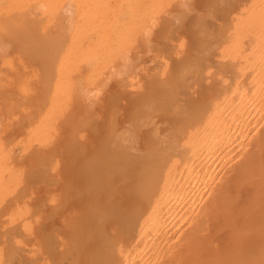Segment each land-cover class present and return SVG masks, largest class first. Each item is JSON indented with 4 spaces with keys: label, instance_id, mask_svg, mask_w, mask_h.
Here are the masks:
<instances>
[{
    "label": "bare ground",
    "instance_id": "bare-ground-1",
    "mask_svg": "<svg viewBox=\"0 0 264 264\" xmlns=\"http://www.w3.org/2000/svg\"><path fill=\"white\" fill-rule=\"evenodd\" d=\"M168 1H170V0H0V56H2V57H0V59H5V58L8 59L9 56L11 58V54L9 52L8 53L10 55L8 54L9 56L8 55L5 56V54H7L6 50H10V48H12L11 50L13 52L14 51L18 52V50L20 48L22 50H19L20 54L17 57V59L20 58L21 55L23 56V55L27 54L25 56L26 57L28 56L32 60L31 59L30 60L27 59L28 57L27 58L24 57V58H25V60L27 59V61H29V62L32 61L31 63L28 62L30 65L31 64L32 65L35 64L36 61H37V63H40L41 61L44 60L46 62L45 63L43 61L44 64H46V66H49V65H47L48 61H46V59L52 61V62H50L51 63V65L49 66L50 69H48L47 67H43V66H45L43 63H42V66H40V68L34 69V71L35 70H40L41 71L43 69L45 72L48 69L49 71L47 70V72H51V74L50 73H45L47 75V76L45 75V78L49 77V75H50V78L49 79L47 78L48 79V83L47 82L45 83V81L44 82L42 81V80H47V79H44V77L41 80L43 82V84L44 83H45V85L47 84L46 87H41L42 91L43 92H44V90L46 91V88H47V91H46V93H44V95L46 94L45 96H43V92L41 91L42 92L41 96H42V98L43 97L44 98H43V100L40 103V106L38 108V112L36 111L37 115L34 114L36 117L34 116L33 119L31 118V120H30V118H28V117H30V115H29L30 112L28 113V111H30V110H28L30 107H28V109L26 108L28 111L26 110L25 113H24V109H25V106L27 105V103H25L26 105L25 104L22 105L26 101L30 104V101H29L30 100L29 99L30 96H28L29 98L25 99L26 101L23 99L25 97V95H27V92H28V91H26V89L28 88L27 86L31 84V83H29V84L27 83V82H29L30 78L29 79H24V80L22 79L23 75L26 74L25 69L27 70V68H29L28 64H26V62H24L26 64L25 66H27V68L25 67V69H24L25 72L24 73L19 74L21 78L20 79L17 78V79H19V81L21 80L20 82H22V80L24 81V83L23 82L22 83H18L17 82L20 85V88H18L19 90L17 89L19 91V93L20 92H22V93L26 92V94L23 93L24 97L21 98V94L22 93H20V94L17 93V90L15 91V93L12 92V91H14V89L11 91L12 92L11 94L10 93L8 94V92H10L9 89H7L8 91L5 89L7 93L3 92L4 88L2 89V87L5 84L2 85L4 81L0 80L1 81L0 84L2 85V86L0 85V90H1L0 91V96L6 95V96H2V98H5V100H6V97H7V101H8V99L10 101V102H7V101L2 99L3 102H4L3 103L4 104V110H7V112L4 111L3 113L4 114L7 113L6 114V118L7 119L5 120V118L4 119L2 118L0 120V123H2L1 121L7 122V126L9 128L11 126V128H12L13 125H11V124L14 122V119H16L18 117L13 118V121H12L11 118H10V117H13V116H10L11 113L14 114L16 112V114H17V111L19 110L18 111L19 113L16 116L20 115V117H21V114H22L21 112H23L24 117H25V114H27V113L29 115L27 117L28 121H29V124L27 126L28 128H26V132H25L24 138L20 142L16 140L17 144L15 142H13V141H15V139H14L15 137H13L14 140L11 139V138H8V140H7L5 137H3V136H7L6 132L9 133V136H10V133H11L10 131H8V129H9L8 127L7 128L5 127L7 130H5V128H3V125L6 126V123L5 124L3 123V124L0 125V127L5 130V132H3L4 130L0 129V134H1L0 138L2 137V141L0 140V203L1 204L4 201V198H6L7 195L12 193L11 191L15 187H17L16 185L18 184L19 179H20L19 178L20 177L19 176L20 175L19 174V170H20L19 167L21 166L20 163H19V167L17 168L19 170L15 169L14 166H15L16 163L14 162L13 167H11V165L13 164V160L11 162L9 158H11V155H16V154L9 153L10 151L12 152L13 149L11 148L12 150L11 149L9 150L8 148H10V146L7 147L8 145L5 146V145L2 144V142L5 141L6 144L7 143L9 144V143L12 142L13 145L15 144L16 146L18 145V142L22 143L23 145L21 144V146H23V148H20L18 150H20V151L22 150L23 153L26 152L25 149H28L27 147L31 148L32 146H35V145L38 147V149L36 147H33L34 148L33 150L36 151L35 153H37L36 154L37 156L31 157V158H33L35 160V158L40 155L38 157V159L39 158H41V159L40 160L36 159V160H38L39 163L35 160V163L37 165H39L38 168L36 169V164H34L35 167L30 165L31 168H30L29 165H28L29 168L26 165V167L28 168L27 172H29V169H30V171H32L31 169L34 167L33 168L34 172H32V173L30 172L31 175L33 174V176H30V174L27 173L26 171H25L26 173H24V171L22 172L20 170V172H22L25 175L24 176L21 173L23 178H24V180H27V181H25L26 184H29V185L25 186L24 182L21 184V181L23 180L22 176H21L22 180L20 179L21 181H20V184H18V185H23L22 188H25V190L24 189H22V190L24 192V191L30 190L29 189V188H31L30 184L31 185L32 184L33 185H35V184H43V181H46V179L48 178V176L45 173V170L47 169V165H48L47 162H49V161H46L48 159V158H46V157H48V154H45L46 153V149L42 150L43 148H46V147L41 148V146L44 145V143L46 141H47L46 143H48V141H50V144H51V140L53 139L52 137L54 136V133H55V127H53L52 124H55V126H56L57 124H59L61 122V121L58 122V120H60V117L61 118L64 117L65 113H63V112H65V111L64 110L62 111V109H64L65 106H66V103H65V101L67 102L66 99L71 98V100L69 99V102H67V105L69 106L70 104H72V102H70V101H74L75 99L79 98V97H77L78 94H79V96L81 95L83 97H84L85 94L87 95L88 92L85 93L84 90L86 88L88 89V87H90L89 84H88L89 86L87 85L86 81L82 80L83 78L80 79V77L77 76V73L79 72L78 70L80 68H82L81 65L83 64L82 65L83 67H85V65H86V71L85 72L88 71L87 72L88 74L90 73V75H91L92 72H95V73L92 74V75L95 74L93 76V78H91L90 75H87L86 78H85V76L83 74L84 80H88V83H89V80L97 79V80H94V81L98 82V79L100 80L101 79L100 77L105 75L103 73L108 71L107 70V71L103 72L102 73L103 75L101 76L100 75L101 74L100 71L104 70V69H101V68H104L103 66H106V64H107V66L111 65V67H113L112 66L113 61L114 62L117 61L119 55H120V57L122 56L121 54H119L121 52L120 50H119L120 52L118 53V49H122L124 47L122 49V51L125 49L124 52H123L124 54L122 53L123 54L122 57H124V58L121 57L119 60L120 61L124 60L125 62L127 61L126 65L128 64L127 66H129V67H126L123 61H122L123 62V64H122V62L120 63V61L118 60V64L119 65L121 64L120 65L121 67L119 65H117L116 62H115L116 64L113 63L114 66L117 65V66L120 67V68L118 67V69L116 67H113V69H115V70L117 69L116 73H118L120 70L124 69L123 70L124 74L120 75L121 74L120 72H122V71H120L118 75H120L121 77L116 76L117 74L115 72H113L115 70H113L112 68H111L112 70H110V67H108L109 68L108 72H110L109 74H111V76H112V72H113V76L111 78L114 77L115 79H117V80H115V82L117 81V84H119L120 86H122L121 84H123V83L126 84V85L123 84V86L125 85L123 88L121 87V89H123L122 90V92H123L125 87L127 86V83L124 80H120L121 82L123 81V83H120L119 79L120 78L123 79V75H125V73H127L126 71H128V73H129V70L133 69V67H134L133 64H135V68H136V66L138 67L137 63H135V62L139 61L137 59H136L137 61L136 60L134 61L131 58V56L129 55L130 52H131L130 46H128L129 49L127 50L126 47H125V46H127L126 43H130V42H128L129 38H131L130 36L131 35L134 36L135 34H137L135 32H137V30H139V29L140 30L144 29V31H146V29H147V33H148V31L151 32V30H148V28L150 29V27L154 26V27H152V29H155V27H156L155 25H157V23H159V22L156 21L157 19H154V18H157V16L155 17V15L157 14V12L161 11L160 8L163 7V5L165 7H166L167 4L171 5L170 3H167ZM172 1L173 0H171L170 2L175 4V2L177 3V1L180 2L182 0H176V1H173V2ZM186 1H187L186 3H188L189 0H186ZM213 1H212V4H213L212 7L210 5H208V6H210V7H208L209 9L213 8V6H214V10L211 9L210 11H219V10H221L222 12L219 11V13L221 12V13L226 14V15L223 14L225 16V19H226V20H224V17H223V21H225V22H227L229 24L230 21H227V19H228V16L230 17L231 15L228 14V12H229L228 10L226 11V6H223L224 4L221 1L222 6L219 9L220 4H215L214 5V3L215 2L219 3L220 1L216 0V1H214V3H213ZM233 1L235 2V0H233ZM113 2H114V4H113ZM246 2H248V4L246 6H245V4L242 5V4L238 3V4L242 5L245 8H244V10H242V9L240 10L241 13L239 15L237 14V13H239L238 12L239 10L237 11V13L235 12L237 17H234L235 19H234V21L231 24H229L230 25L229 27L226 24L227 25V29L224 28V27H226V25L223 24L222 20L221 21L219 20V23L222 22V24L224 26H221L222 24L220 25L218 23V21H217V24H219V26L216 24L217 27L216 26H214V27H216L218 31H219V27L222 30L225 29V30H223L221 32L217 31V33H219V35L217 34L218 36L214 33V31L216 29L215 28L214 29L210 28V27L213 26L212 23L213 22L216 23V21L213 20L212 23L211 22L209 23L212 26H208L209 20H208V22L206 20L207 19L206 17H208V16H209L208 18L211 19V17H213L212 15L215 16L212 19H216L217 13L212 12V14H211V13H209L210 11H208V9L207 10L204 9L205 11H208V13L205 12L204 15L203 14L200 15L201 16L200 18H199V16H197V19H198L197 22L200 23L201 20H199V19L204 17V19L203 18L202 19L205 20L206 25L204 23H202L203 20H202V22L200 24H203V26L205 25L206 27L204 26L205 27V28L203 27L204 29H202V28L199 29L200 26H202V25H200V26L198 25L199 26V28H198L199 30L198 29L196 30L197 27L195 26L196 27L195 28L196 32H198L200 30L205 31V32L200 31L199 34H198L199 36H201L200 34H202L201 39L198 37V39L201 40L200 41L201 43L197 46L198 48H201V49H199L200 51L198 50V52L199 53L202 52V55H200V54H198V56L196 55L197 58L199 57L198 59L196 57H195L196 59L194 57H192L195 60L190 58L191 59L190 61H188V62L185 61V62H187V66H186V64L184 62L185 65L182 64L183 67H178L175 70L178 73L177 78H176V75H175L176 74L175 71L173 72V73H175L174 74L175 76H173V77L176 78V80L179 79V82H182V84L179 85V84H177L178 82L173 81L174 80L173 78H172V80H171V78L170 79L168 78L169 81L171 80L170 83H168V84H171V82L173 81L174 83L176 82L175 84H177L178 87L180 86L181 88H184L186 86L185 89L188 90V91L186 90V92L189 94L190 93L189 92L190 91L189 87L192 86V88H193V86L195 84H196L195 86H197V87L200 84H206L207 83L206 80L208 81L212 77V80L211 79L210 80L213 81V82H211L209 80V84L211 85V83H213V86H211L209 88L208 87L209 84H206L204 86L202 85V87H200L201 85L198 87V89L202 88L201 89L202 91L206 88V90L209 92L208 95H210V98L207 100V102L203 101L205 103L201 102L200 103L201 105L195 106V105H193L194 104L193 103L194 102L193 101L194 97H193L192 98V101H193L192 104H190L191 102L187 101V102H189V103H187L188 104L187 105L185 102H186V100H190V99L188 98L189 97L188 94H187V97L184 96V95H186L185 89H183V90L178 89V87L175 84H173V85H175V87L167 89V87L165 88V86H163L166 83H163V85H161L162 83L160 84V82H162V81H160V78L157 77L159 79V81L157 80L159 85L163 86V87H161L162 91L159 90V92H161V94H162V92H164V93H166V91L168 92V93H166L167 95H165L163 93L165 96L162 94L165 98H163V96L161 94H158L159 100H158V97H157V99H155L156 96H155V98H154V96L153 97L151 96V99H149L151 103L149 102V100H147L148 102L146 101L150 105L149 104H144V109L143 110L141 109V108H143L141 106L140 109H139L141 111H138L139 113L137 112L136 113L137 115L135 114L136 118H135V116L133 114L134 122L130 121L132 123H129V126L126 125L127 127H129L127 130L124 127V129H123L124 133H123L122 130H121L122 132H120V131H118L116 129L117 127H114L116 125V121H114V117H113V120L112 119L109 120L110 122L114 121L112 123H114L115 125L111 123L112 126H110V129L114 128L115 131L112 129L111 131H112L113 135L109 134L108 138H110V136H112L111 140H113L115 137L120 138V136H118V135L124 134L123 136L121 135L122 136L121 138L124 137V139H125L126 137H128L130 139H128L127 141L125 140V142H124L123 139L118 140V138H117V140H115L116 139L115 138L114 142L112 141L113 144H111L110 142H108V141H111V140H109V139L107 140L105 138L106 141L103 140V142H101V143H104V144L105 143L108 144V146H105V147L103 146L104 148H107V150L104 149V153L103 152L102 153L105 154V152L108 151L109 153L106 152L105 156L108 155L109 157H108V159L102 160V159L99 158L100 156L101 157L103 156V154L101 153V155L99 154L98 157L95 156L98 159L93 158V159L97 160V162L96 161L92 162L94 160H92V161L90 160L91 162L87 160V163L89 164V165L86 164V166L89 167L87 174H89V173L92 174V176H90V175L89 176L91 178H93L94 180L91 181L90 177H89L90 179L86 178V180L90 181V183H89V181H86V184L88 183L87 184L88 185L87 189L90 186L89 190L86 193H88L89 191L92 190L91 186L98 187V185L96 184V183H98V180L95 179L96 177H99L98 175L103 174L102 176L99 177V178L102 177V180H105L104 178L108 179L110 177H112L111 178V180H112L114 177H119V176H120V179H121L122 175L125 176V171H126V174H127V172H128L127 170L131 169L134 172V174H132L133 172L131 173L132 175H134V176L131 175L132 176L131 179L134 178V180H135V182L133 181L134 186H135L134 194L136 193L135 194L137 196L136 199L137 200L139 199L138 201L140 203L145 204L146 208L144 207L145 209L141 211L142 206H140L141 209L139 207H137L138 210H133L132 214L129 217L121 215L122 213L120 214V216H118L121 219L120 222L117 225L118 229L116 228L117 231H118V233H117L118 234L117 235L118 238H116L114 240L113 239L111 240V237L109 238V237L106 236L105 239L107 241L105 239L102 240V242H104V243H102V248H99L98 250L96 249L94 251L96 253V255H94V256H97V258H98L97 253L98 254L102 253L101 254V260L99 259L100 260L99 264H166V263H173L174 261H177L179 258L181 259L182 257L183 258H188L187 255L189 253H190V255L192 253V255L189 256L190 260H189V258H188V260L185 259V262L187 260V261H190L191 264H192V262H191L192 261V259H191L192 256H193L192 258L194 260L193 263L195 262L196 264L197 263L198 264H264V174H263V172H264V168H263L264 167V162H263V159L260 160V158H259V156H261V158H262V155H263V152H264V0H246ZM246 2L244 1V3H246ZM182 3L184 4L185 2L182 1ZM182 3H180V4L178 3V4L180 6H182ZM186 3L184 4V6H186ZM210 3H211V0H210ZM236 3L237 2H235V5H233L234 7H236ZM65 4H66L67 8L70 11L68 9H66V11L63 9L64 7H66ZM218 5H219V7H217L216 10H215V7L218 6ZM184 6L181 7L183 11H184V9H183ZM187 6H189V5H187ZM167 7H169V6H167ZM190 7H192L191 3H190ZM61 8L65 11L64 13H63ZM119 8H120V11H119ZM121 8H124V9H121ZM188 8L189 7H187V9ZM222 8H224V9H222ZM187 9L185 10L186 13H187V11L189 12V9L188 10ZM227 9H228V7H227ZM164 10H166V9L164 8ZM194 10H196V9H194ZM235 10H237V9H235ZM61 13H63V15L66 17L65 18L66 20L64 19L65 21L62 19V18H64V16ZM161 13H162V11H161ZM182 13H179V15H181L180 18L184 17L182 15ZM199 13H201V12H199ZM235 13L233 14V16L235 15ZM65 14L69 15L68 18H67V16ZM183 14H185V12ZM187 14H185V15L187 16ZM206 14H211V16L210 15L206 16ZM227 14H228V16H227ZM162 15L168 16L167 13L166 14L163 13ZM179 15L175 16L174 18L178 19ZM219 15H221V14H218V16H217L218 19L219 18L222 19L221 16H219ZM159 16H161V14ZM159 16H158V18H159ZM153 19L156 22L155 24L152 23ZM170 19L172 20L171 17H170ZM184 19L186 20V17ZM177 21H179V19ZM65 22H67V23H65ZM149 22H151L150 24L151 25L153 24V25L150 26L148 24ZM59 24L61 25L60 27H59ZM147 24L149 26H147ZM55 25H58V27L60 29L56 28L57 29V33H53L52 34V32H50V29H52V27L55 26ZM170 25H171V23H170ZM58 29H59V32H58ZM207 29H208V32H210L211 29H212L211 32H212V34H215L214 35L215 37H213L212 34H210L211 32L210 33L206 32ZM140 30H139L138 34L136 35L138 37H139ZM169 30L172 31L173 28L171 27V29H169ZM33 31H35V33ZM53 31H54V29H53ZM161 31H163V30H161ZM166 31H168V30H166ZM224 31H226V33ZM168 32H169L170 35L174 34L173 32H170V31H168ZM204 33H205V35L207 33H208V35L210 34L208 37L212 36L213 39L212 38L210 39V41L212 42V45H216V44H218L217 42H221L220 45L219 44L217 45V49L215 48V46H211L210 47L204 42V40L207 37V36L204 35ZM221 33L224 34L223 35L224 37H222L223 40H220L221 39L220 38L219 39L220 41H219L217 37H219ZM144 34H146V33H144ZM144 34L143 33L141 34L142 37L144 36ZM150 34H152V32ZM150 34L148 35L149 41L151 39L150 38L151 37ZM138 37L136 38L137 41L135 40L136 42L134 41L133 38H131L130 40L133 39V41H131V43L135 42L134 44H137L139 42L138 41ZM37 38L38 39L40 38V40L43 38V39H46V41L43 40V42H42V40H41L40 41L41 43H40V42H38L39 41L38 40L37 41L38 43L36 42L37 43L36 44L34 41H36ZM139 38H141V37H139ZM146 38H147V35H146ZM216 38H217V40H216ZM198 39H197V41H199ZM214 39L217 42L216 41L213 42ZM7 40L11 41V43H15V45H13V44H11L9 42H6ZM47 40H48V42H47ZM50 40H51L52 43L51 42L49 43ZM44 41L47 42V44L48 43L51 44V45L48 44V46H51V47H48V48L46 47L45 48V46H47V45L45 43V46H44ZM143 41L145 42V40H143ZM147 41H146V43L148 44ZM169 41H171L170 42L171 44H173V42H174V41L172 42L171 38H169ZM169 41H168V43H169ZM207 42H209V39H208ZM8 43H9L10 47H8ZM33 43H35V44L32 45ZM39 43H40L41 46H44V48L46 50L43 47H39L40 46ZM131 43L128 44V45H132ZM149 43H150V47H149V45H147L149 47V50H148L149 54L150 53H154L153 50H154L155 47H151V44H153V41H152V43L151 42H149ZM164 43L162 45L159 43L160 44L159 45V49L163 50V52L166 53L165 54L166 56H169V53L167 55V52H168L167 49H163L165 47V45H167L168 43L166 42L165 45H164ZM210 43H208V44H210ZM140 44H142V43H140ZM171 44L169 46L170 50L172 48ZM11 45H13V47ZM36 45H38L37 46L38 48L36 47L37 50L35 48ZM181 45L182 44L179 43L180 47H182ZM15 46H17L19 48H15L16 50L15 49L13 50V48ZM31 46L33 48H35L34 49L35 51L31 48ZM152 46H154V44ZM156 46H158V45L156 44ZM160 46L162 48H160ZM175 46H176V43H175V45L173 47L175 48ZM145 47H144V49H145ZM148 47H146V48H148ZM212 47H214V49H216V50H214ZM7 48H9V49H7ZM30 48H31L32 51L29 50ZM165 48H167V46ZM177 48L174 49L175 52H178ZM211 49H212V52H214V54H216L215 56L211 52ZM11 50H10V52H11ZM116 50H117V52H116ZM155 50H156L155 52H157L156 48H155ZM28 51L29 52H33L34 51L35 55H32L33 53H31V55L33 57H30V55H28L29 54ZM128 51H130V52H128ZM174 51H171V52L169 51V52H170V54L173 53L175 55ZM196 51H197V49H196ZM215 51H216V53H215ZM23 52H24V54H23ZM114 52L118 53L117 54L118 57L115 55ZM125 52L129 53L128 54L129 57L125 58V56H127V53H125ZM158 52H159V50H158ZM46 53H48V54H46ZM41 54L45 55L46 58L45 57L42 58V56H41V59H43V60L40 61L39 59H40V55ZM143 54H144L143 61H145L146 56L149 55V54H147V55H145V53H143ZM154 54H155L154 56H156L158 53L157 54L154 53ZM159 54H160V52H159ZM47 55H48V57L50 59L47 58ZM112 55H115V58H117V60L113 59V61L111 63L109 61H111V59L114 58V56H112ZM174 55H172V56L175 57ZM176 55H178V54L176 53ZM211 55H212V60L210 59ZM13 56L14 55L12 54V57ZM149 56L154 57V56H152V54L149 55ZM213 56L215 57L214 58L215 60H213ZM38 57H39V59H38L39 61L38 60L35 61V59H37ZM141 57L143 58V56H141ZM156 57H155V60L157 59L159 64L156 66L154 64H156L158 62L155 63V60H153L154 62L151 61V63H154V64L151 65L154 68V71L153 70L152 71H153V73L154 72L156 73L155 68H157V67L159 68L160 67V69H158V70H160L159 72H158L157 69L156 70H157L158 74L161 75V74H163L165 72L164 68L166 67L165 69H167V70H168V68H167V65H165L166 64L165 60H164L165 62L163 61L164 63L160 62L162 60V58L164 59V57H162L161 55H158V57L161 60L160 59L158 60V57L157 58ZM173 57H171L170 60H173L174 59ZM188 57H190V56H188ZM109 58H111V59H109ZM129 58L132 59L131 63H133V61H134V63L131 65V67H130V62H129L131 59H129ZM137 58H139V57H137ZM169 58L167 57L165 59H169ZM14 59H15V56H14ZM150 59L148 61H150ZM13 60H10L11 62H9L10 63L9 66H7L8 65L7 63H5L6 59H5V61L4 60H0L1 64L4 61L2 66L5 67V70H6V66H7V69L9 67V69H8L9 72L8 73H10V74H11V72L13 73L14 71H18L17 69H19V67L17 69H15V70H14V68H12V71H10L11 70L10 66L15 67L16 60H14L15 62ZM192 60L195 61V62L191 63ZM8 61L9 60H7V62ZM12 61L14 62V65L13 64L11 65ZM108 62H109V64H108ZM208 62H211L210 63L211 65ZM104 63H106V64L104 65ZM17 64H18V62H17ZM20 64L21 63H19L18 65H20ZM40 64H38V67H39ZM143 64H144V67H145L146 63L143 62ZM122 65H123V67H122ZM148 65H149V63H148ZM168 65H169V63H168ZM21 66H20V69L23 68V66H22V68H21ZM77 66H78V69L76 68ZM124 66H125V68H124ZM151 66H148L150 68H148V67L146 68L147 71L145 70L146 73L149 74V75H150L151 72H149L148 69L151 70ZM188 66H190V67H188ZM41 67H42V69H41ZM90 67L92 68V70L90 69ZM140 67H142V65ZM140 67H138L140 70L144 68V67L143 68H140ZM161 67L162 68L164 67L163 71L161 70ZM186 67H188L187 68L188 71L186 69H184V70L182 69V68H186ZM35 68H36V66H35ZM44 68H47V69L45 70ZM74 68H76V70L78 72H76V70ZM87 68H89V69L87 70ZM128 68H130V69H128ZM138 68H136V69H138ZM73 69L76 72L74 74L76 75V77H78V80L79 79H80V81L82 80L83 81L82 84H84V82H86L85 85L87 87L85 85H83V87L85 86V89H83V90H81V88H83V87L81 85H79V81L78 80H77L78 81V83H77L78 85L76 83H74V84L77 85L76 87H79V88L81 87L80 88L81 92L80 91H76L75 87L72 90H70L71 89V84H73V83L70 82L69 78L71 76L68 77V75H69L70 72L73 73ZM97 69H99V70H97ZM125 69H127V70L125 71ZM136 69H134V71L130 70L131 73H129V75L131 74L130 75L131 77L133 75L132 72L135 73ZM139 69L137 71H139ZM144 69H143V71H144ZM178 69H181L182 71L181 70L180 71L182 73L179 72ZM8 70H6V71H8ZM29 70H27V72H29ZM80 70H83V69H80ZM96 70L99 71V72H97V74L100 73L99 74L100 77L98 76V78L95 77L96 76ZM31 71H32V69H31ZM83 71H80V72L83 73ZM143 71L141 70L142 73H143ZM161 71L163 73H160ZM183 71H187L188 75L183 73ZM40 73L41 72H39V74ZM155 73L154 74L151 73V75H153L152 77H154ZM191 73L197 74L199 76V78L197 77V75L196 76L195 75L194 76H190L189 74H191ZM39 74H37V76ZM43 74H41V75L43 76ZM109 74H108V76L110 77ZM28 75H30V73H28ZM28 75H27V77H28ZM78 75H80V74H78ZM138 75H139V73H138ZM164 75H165V73L163 74V76ZM169 75H171V74H169ZM179 75H181V76L179 77ZM32 76H35V78H37L36 75L32 74ZM88 76H89V78H88ZM108 76H106V78H105V80H107V81L109 80L107 78ZM145 76L147 77V75H145ZM155 76H157V73H156ZM186 76H190L189 78L190 79L193 78V79L191 80L192 82L190 81V83H189V78L187 77L188 80H186V84L184 85L185 82L183 83L182 79L186 78ZM209 76H210V78H209ZM133 77H134V75H133ZM152 77H151V79H152ZM194 77H195V79H194ZM1 78L2 77L0 76V79ZM5 78H6V76H5ZM9 78H10V76H9ZM9 78L7 77V79H9ZM35 78H33V79H35ZM71 78L73 79V77H71ZM111 78H110V81L108 83H110L111 81L114 80V78H113V80ZM129 78L130 77H128V81L130 80ZM141 78H142V76H141ZM197 78L199 80L201 78V81L199 82V80ZM206 78H208V79H206ZM7 79H5V80H6V83L7 82L9 83V85L8 84H6V85H8L7 87H9L12 82H10ZM76 79H73V80L75 82H77ZM103 79H104V77H103ZM124 79H126V81H127V78L124 77ZM133 79L131 78L130 81H132ZM144 79H146V78H144ZM148 79L151 80L150 78H148ZM164 79H166V78H164ZM105 80H104V83H103V85L104 84L105 85L104 86H98L99 87L98 90H97L96 87L92 88L93 87L92 85L95 84V82L93 81L94 82L93 83V82L90 81L91 86H92L91 89H93V90L96 89V91H94V92H96V96H97V93L100 90V87L101 88L105 87V86L108 87V84H106L107 81L105 82ZM161 80H162V78H161ZM195 80H198V81L195 82ZM204 80H205V83L202 82ZM11 81H15V78L13 80H11ZM101 81H102V79H101ZM101 81H99V82H101ZM154 81L157 82L156 78L154 80L152 79L151 82H154ZM165 81L166 80H163V82H165ZM36 82H37V80H36ZM133 82H134V80L131 82V84ZM155 82L153 84H156ZM193 82H195V83H193ZM25 83H27L28 85L25 84ZM158 83H157V85H158ZM14 84L15 83L13 82V85ZM18 84H17V86H19ZM21 84H22V86H21ZM43 84H41V85H43ZM128 84H130V83H128ZM32 85H33V82H32ZM32 85H30L29 87L31 88ZM133 85H136V84H132L131 85L132 89L135 88V86L133 88ZM159 85L156 86V90L158 89V87L160 89ZM73 86H75V85H73ZM131 86L127 87L128 89H125L126 93L129 92V89L131 90ZM206 86L208 87V89H207ZM30 88H28L27 90H30ZM162 88H164V90ZM102 89L107 90V88H102ZM136 89H139V88L137 87ZM210 89H211V91H209ZM206 90H204V92H206ZM30 91L32 92V88H31ZM30 91H29V93H30ZM88 91H89V93L93 92L92 90H88ZM181 91L182 92L184 91L185 94L184 93L181 94ZM192 91H194V90L192 89ZM198 91L200 92V90H198ZM72 92L74 93L73 94L74 96H75V94L77 92V94H76L77 96H75L77 98H74V96H72V94H71ZM131 92H132V90L130 91V93ZM211 92H212V95L210 94ZM16 93L18 94L17 98L15 97ZM68 93L71 94V95H70V97L66 98V96H69ZM135 93H137V92H135ZM37 94H39V93H37ZM180 94H181L182 98L184 97L183 99H185V97L188 98V99L183 101V99L180 98ZM9 95H11V96H9ZM124 95H127V94H124ZM191 95L192 94H190V98H191ZM8 96H9V98H8ZM18 96L20 97L19 102L17 100H15V99H19ZM92 96H91V98H92ZM134 96L135 95H133L132 97H134ZM160 96H162L163 100H160L161 99ZM178 96H179V98H178ZM37 97L39 98V96H37ZM88 97H86V98H88ZM145 97H147V96H145ZM10 98L12 100L14 99V102L16 101L18 103L15 102L16 103L15 104L13 101H12L13 103H11ZM86 98L84 97V102H86L85 101ZM93 98L95 99V96ZM116 98L115 97L113 98V101H112V103L114 102L113 105H116V102H117ZM147 98H149V97H147ZM21 99L24 100V101L21 102L22 101ZM152 99L154 100L155 103H152L153 102ZM177 99H178L179 103L180 102L181 103L184 102V103H182L183 106L181 105V103L179 104L177 102ZM79 100L81 101V97H80V99H78V103H79ZM144 100H146V99H144ZM32 101H31V103H32ZM82 101L79 103V104L82 103L81 105H79L78 103L77 104L79 106H82L83 103H84ZM87 101H89V103L87 105H90L91 107L94 106V105L92 106V103H90L91 100H87ZM20 102H21V104H20ZM75 102H76V100H75ZM91 102H93V104H96L93 100ZM5 103H7V104L10 103L9 105H7L8 108L7 107L5 108V105H6ZM68 103H70V104H68ZM77 104H76V106H78ZM84 104L86 105V103H84ZM97 104L95 106H97ZM195 104H198V103H195ZM113 105L111 106L112 108L114 107ZM184 105L186 106V108H188V109L190 108L191 111H189V110L185 111V109H184L185 106ZM0 106H1V100H0ZM71 106H69L67 112H69ZM189 106H191V107H189ZM2 107H3V105H2ZM91 107H89V106L87 107L86 106V108H85V106H84L83 108H85V109H81L80 107H77V109L80 108L79 111H81V110H85L86 111L87 108L89 110V108H91ZM65 109H67V108H65ZM77 109H75V110L79 113V111ZM11 110H13L14 112L10 113ZM90 110H92V108ZM90 110H89V113L92 112ZM162 110L164 112H160ZM32 111H33V109H32ZM61 111H62V113H61ZM113 111H114L113 114H116L115 113V109L112 110V112ZM154 111H155V113H154ZM158 111H159V114L162 113L164 115H165L166 112H168V116H167V114L165 115V117H169L168 119L173 118L175 120V118L173 116L174 115L179 116L180 117L179 119L177 117L176 118L182 122V123L180 122V124H175V123H179L178 121H176L177 119L175 121H173V119L171 121V119H170V121L172 123L175 122L174 123L175 126H174V125H172V123L170 121H169V124H167L168 120L166 121L167 122L166 125H168L166 128H168V127L171 128L170 125H172L174 127L172 128L171 133L168 132L171 129L169 130V129L165 128L163 130L162 128H164V127H162L161 128L162 129L161 130L162 131L161 134L163 133V135L165 136L166 133L164 134V131L166 130L165 132H168V135H169V133L170 134H172V133L176 134V138L179 137V139H176V138H174L173 136L170 135V137L174 138V139L170 138V139H167L168 140L167 141L165 139H166V137L168 135H166L164 140L167 141V143H166L167 145H166L165 148H163V150H160V151H158L159 150L158 147H159V145L161 143L160 142H159L160 144L159 143L156 144V143L159 141V139H163L162 138L163 136L162 135L159 136V138L157 140L156 139L157 136L155 135L156 134L155 131L158 129V127L160 125H158L156 123L158 125V127L156 126L157 129H154L155 131H151V130H153L152 127H155V125L153 124V123H155V122H153L155 119H153V117H155V115L158 114L157 113ZM86 112L88 113V111H86ZM86 112L84 113V111H82V113L84 115L83 114L81 115V113H79V115H81L82 117L85 116V118L84 117L81 118V116H79V115L78 116L80 118L76 117V115L78 113L75 112V115H74L73 114L74 112H72L71 114H73V115L69 114V115H67L66 119L65 118H63V119L66 120V122H68L67 121V119L69 118L68 116H70L69 121H71L70 120L71 118L74 119V117L78 118L79 120L82 119V121H80V123H79L78 119H74V120H78V124H80V125H78V126H80V127H78V130H79V128L83 129L82 125H81L82 123L85 124V122L89 121V125L90 126L87 125V127H89V129H92L94 126L96 127L97 125H95L93 121H92L93 124L91 125L90 119H92L93 117L90 116L91 118L89 119L88 118L89 117V113L86 114ZM94 112L96 113V110L93 111V113H92L93 116L95 114ZM59 113H61V114H59ZM62 114H64V115H62ZM85 114L88 115V116H86ZM152 114H154V115H152ZM164 115H163L162 118H164ZM3 116H5V115H3ZM56 116H59L58 117L59 119H56ZM137 116H139V118H137ZM148 116H150V118L153 116L151 118L153 120L151 121L148 118ZM181 116H183V117L181 118ZM95 117H97V116H94V118ZM156 117H158V116H156ZM8 118L11 120L12 123L11 122L8 123V121H9ZM27 118H26V121H27ZM97 118H96V120H97ZM159 118H161V117H159ZM83 119L84 120L86 119L85 122H84ZM115 119H116V117H115ZM64 120H62V121H64ZM148 120L151 121L152 123L149 124ZM24 121H25V119H24ZM94 121H95V119H94ZM56 122H58V123H56ZM66 122L65 121L61 122V123H63V124H61V126L67 125ZM110 122H109V124H110ZM25 123L24 122L23 123H19L20 125L18 124V125H16V127L18 128L19 126H21L22 124H25ZM95 123H96V121H95ZM9 124H10V126H9ZM73 125H75V124H73ZM144 125L145 126L148 125V127H150L151 130H147V132L148 131L150 132L149 135H151V134L153 135L154 134L153 138L156 137L154 139H155V141L156 140L157 141L155 142L151 138V142L153 141V143L151 145V150H154V148H152V146L154 144H155L154 147L156 146L155 150L151 151V153H148V150H146L147 152L145 151L144 153H148V154H146V155L144 154L143 155V153H141V155L139 156L140 150L137 149V151H135V149L137 147H135L134 144H136L135 142H137V139L140 136L139 134L141 133V132H139V133H136V132L140 131V129H141L140 127L141 126L144 128ZM152 125H154V126H152ZM22 126H24V125H22ZM22 126H21V128H22ZM67 126H70V129H72V125L71 124L69 125V122H68ZM75 126L74 127L77 128V124ZM13 127H14V129H17V128H15V124H14ZM51 127H52V130H54L52 132L53 134L50 133ZM84 127L86 128V124H85ZM11 128L9 130L13 129V128L12 129ZM24 128H25V126H24ZM145 128L147 129V127H145ZM87 129H85V130H87ZM75 130L73 131V133H76V134L72 135L73 133L72 134L70 133V135H72V137L74 136L76 138L77 132L79 133L81 131L80 130L79 131L78 130L75 131ZM95 130H96V128H95ZM136 130H138V131H136ZM159 130H157V131H159ZM113 131H114V133L117 131L118 135H115L116 133L114 134ZM144 131H145V129H143V134H144ZM93 132L94 131H92V133ZM125 132L129 133V135L126 136L127 133H125ZM5 133H6V135H5ZM49 133L52 136L49 135ZM114 135H115V137H114ZM137 135H139V136H137ZM157 135H159V134H157ZM136 136H137V139H135ZM72 137L70 136V138H72ZM77 137L80 138V136H77ZM4 138L7 141L6 140L3 141ZM63 138L65 139V137H63ZM70 138H68V139H70ZM132 138L134 139V141H131V140H133ZM9 139H11V141ZM48 139H51V140H48ZM18 140H19V138H18ZM70 140H67V144L70 147L67 144H65V143L64 144L67 145L70 150H72L71 147L73 148V145H75V148L73 149L75 151V149L78 148V147H76V144H78V143H75V142L72 141L73 144H72V142L70 144L69 143ZM78 140H77V142H78ZM129 140L132 143L129 142ZM164 140H161V142L164 141ZM53 141H55V140H53ZM118 141H119V143H118ZM126 142H127V144H126ZM11 144H9V145H11ZM79 144H80V148H82L80 142H79ZM150 144L151 143H149V146H150ZM54 145H56V144H54ZM16 146H14V147H16ZM19 146H20V144H19ZM19 146H18V148H19ZM56 146H58V145H56ZM136 146H137V144H136ZM160 146L163 147L162 144ZM63 147L65 148L64 145H63ZM161 147H160V149H162ZM35 148H36V150H35ZM39 148H41V149H39ZM56 148H58V149L54 148L55 150L53 149L52 152H51V153L54 152V158H55L56 151L61 149V147H60V149H59V147H56ZM80 148L78 150H80ZM156 148H157V150H156ZM5 149H7L8 152ZM16 149H17V147H16ZM83 149H85V148H83ZM33 150L31 149L30 150L31 153L29 152L31 154V156L34 154ZM37 150H39V151L42 150L43 152L38 154L39 151H37ZM28 151H29V149H28ZM74 151H73V153H74ZM110 151L111 152L112 151L115 152L116 155H114L115 156L114 159H113V157H110V154L113 156V153H111ZM136 152H138V153H136ZM261 152H262V154H261ZM23 153L21 152L19 154H21V156H22ZM42 153H44V154H42ZM48 153H50V152L48 151ZM51 153H50V157L49 158L54 159L53 156L51 155ZM76 153H79V152L76 151ZM81 153H83V152L81 151ZM19 154H17L18 158L21 157V156H19ZM60 154H61V150H60ZM68 154H70V153H68ZM43 155H45L46 157L43 156ZM8 156H9V158H8ZM17 156H16V158H17ZM27 156L29 157L30 155L28 154V155H26V157ZM42 156L44 157L45 161L43 160ZM69 156L70 155H68V157ZM75 156H76V154L74 155V157ZM13 157H15V156H13ZM13 157L11 159H13ZM24 157H25V155H24ZM24 157H22V159ZM61 157H63V156H61ZM65 157H66V152H65ZM263 157H264V155H263ZM103 158H106V157H103ZM111 158L116 162V164H115V162L112 161ZM99 159L102 160V161H99ZM49 160H51V159H49ZM109 160L111 161V163H109L110 162ZM233 160L235 161V163L237 162V167L235 166L236 164L233 166V168L235 167L234 170L235 169L237 170L236 171L237 175H235L236 172L234 173V171H229L231 169L233 170L232 167L230 169V165L232 166L231 163H232ZM7 161L9 163H11V165L9 163H7ZM30 161H32V160H30ZM51 161L52 162L51 163L49 162V163L51 165L53 164L52 168L54 169V165H55L54 161H56V159L55 160H51ZM84 161H86V160H84ZM19 162H20V160H19ZM40 162H42V163H40ZM43 162H46V163H43ZM73 162H74V160H73ZM112 162L114 164H112ZM90 163H95V164L93 166ZM8 164L10 165L11 168L9 167ZM102 164H103V166H102ZM110 164H112V165L110 166ZM17 165L18 164H16V166ZM83 165L85 167V164H83ZM91 165L94 167V168H92V170H90V167H92ZM95 165H97V167ZM112 166H113V168L115 170H116V167L120 168V170H119L120 172L119 171H115L114 169L112 170L111 169ZM45 167H46V169H45ZM95 167L97 169L98 168H100V169L96 170ZM105 167H107V168H105ZM262 168H263V172L261 174L260 170ZM13 169L17 170V171H14ZM22 169H23V167H22ZM50 169L48 167L47 171L48 172H50L51 170L53 171V169H51V170ZM85 169H86V167H85ZM104 169H105V172H104ZM110 170L115 171L117 174L118 173L119 174L116 176V174L114 173V175H113V172L110 171ZM95 171L97 172V174L95 173ZM99 171H101L100 172L101 174L99 173ZM35 172H36V174H34ZM82 172H83V170H82ZM110 172H111V174H110V177H109L108 173H110ZM227 172L229 174H227ZM94 173L97 176L93 175ZM121 173H122V175H120ZM233 173H234V175H233ZM104 174H106V177H105ZM230 174H231V176L228 178V175H230ZM44 175H46L47 178H45ZM48 175H51V174L49 173ZM128 175L130 176L129 172H128L127 176H125V178L128 177L129 179L126 178V180L124 182L127 181L128 183H130L132 180L128 181V180H130V177ZM26 176H28V177H26ZM75 176H73V177H75ZM217 176H218V178H216ZM219 176H220V180L218 181L217 179H219ZM233 176L234 177L236 176L237 178L236 177L234 178ZM260 176H262L263 178L261 179ZM31 177H32V179L35 178L36 180H32ZM36 177H39L40 179L36 178ZM224 177H225V179L227 177V179L229 181L231 180L230 178H232L234 181L237 179L235 184H236V186L238 188L237 187H235V188L238 189L239 192H240L239 189L243 190V188H248V187L250 188V190L249 189L246 190V196L245 197H243L242 195H237V196L234 197V200L230 199L231 198V196H230L231 192H229V194H226L227 197L223 193L225 191L224 188H226V187H224V185L226 184V181H225ZM28 178L30 180L29 183H28ZM50 179H51V177H50ZM223 179H224L225 183H224ZM78 180L80 181V178ZM95 180H96V182H94ZM111 180L109 181V179H108L109 184H110ZM233 180H231L232 184L230 183L231 181L230 182L228 181L229 183L228 182L227 183L229 185L226 184V186L227 187L230 186V185L233 186ZM34 181H36L35 184L33 183ZM51 181L52 180L46 181L44 185H46L48 182L50 183ZM221 181L224 184L221 183ZM37 182H39V183H37ZM93 182L95 183V185L93 184ZM104 182L106 183L107 181L105 180ZM49 183L47 184V186L49 185ZM100 183H101V181H100ZM253 185L256 186V189H253V187H252ZM110 186L111 185H109V187L108 186L107 187L111 188L110 191H112L114 188L112 189V187H110ZM232 186H231V188L234 189V187H232ZM27 187H29V188L27 189ZM94 187H93V189H94ZM102 187H105V186L102 185ZM66 188H68V187H66ZM228 188L226 190L230 191V189H228ZM16 189H17L18 192L16 194H13V195H15L14 196L15 200L18 199L19 201L18 200H16L15 202L12 201V203H14V204L10 205V203H9L10 201L7 202L8 201L7 200L8 198H7L6 199L7 201L5 200L4 203L7 202V204L10 205V207L11 206H13V207H11L10 211L7 213L6 220L4 219V216L2 214H3V212H7V210H9V207H8L7 204H6V206H4L5 204H3V206L5 208L8 207L6 209L5 208L3 209V206H1V209L5 210V211L1 212V214H0V217L3 220V221L2 220L1 221L4 224L6 222L8 223V227L5 228V229H7V231L10 232L8 234V238L10 236V239H11V236H12L11 234H13V233H20V234L22 233L23 235L25 234V236H22V237H26L27 233H31V231H32L31 230V227H32L31 223L33 225V222H31V220H32L31 218L35 217V219H34L35 222L34 223H38L39 219L36 220V216L38 218L39 217L38 214H41L40 212H38L39 210H37L35 207H34L35 211L30 209V208L28 209V207L25 204H29V202L27 203V201H26V202H24L25 204L21 203V201L24 198H25L24 200H26V198L28 196L32 195V194L29 195L30 191H28V195H27V192H26L25 194H23L24 196H22V194L19 193L20 187H19V189L18 188H16ZM101 189L102 188H100V190ZM22 190H20V192H22ZM77 192H78L77 193V197L75 196L76 193L74 194V197H76V198L82 197L81 196L82 194H80L81 191L80 192L77 191ZM91 192H96V191L94 190V191H91ZM104 192H106V191H104ZM227 192L225 191V193H227ZM96 194L99 195V193H97V192H96ZM132 194H133V192H132ZM236 194H237V192H236ZM20 195H21L22 200H20L21 198H18ZM25 195L27 197H25ZM218 195H219V197L220 196H222V197L219 198ZM228 195L230 197H228ZM88 196H90L89 193H88ZM212 196H214V198L217 197L216 201H214ZM8 197H10V195ZM95 197H94V200L96 199ZM211 197H212L213 200H211ZM60 198H62V197H60ZM89 198H91V197H89ZM89 198H87V199L89 200ZM73 199H75V198H73ZM47 200H49V203H50L52 198H51V200H50V198L47 199ZM208 200H209V202L207 203V205H208L209 210L212 207H214L212 210H215V208H218L217 211L220 210V212H217L216 210H215V212L217 214L221 215V216L224 215V216L227 217V215H225V214H230L234 210V212H233L234 215L231 214V217L228 216V218L230 217L229 221L227 220L228 222L226 220L222 219V221L224 220L223 221L224 223L227 222L228 224H229L230 221L234 220V221H232V223H234V224H230V225L227 224L228 229L230 228V230H232V233H231L232 236H230L229 233H228L229 235L227 234V236L232 237V238L229 237L231 239V242H229L227 240L228 242L222 248H221V246L215 245V243L212 244V242H210V240H212L213 238L209 239V243L207 241L208 238H206V240L204 239L205 235L208 233V232L207 233L205 232V231H208V230H206V229H208V227L205 228V224H206V226L209 225L208 223H209L210 218L211 217L213 218V215L216 214V213L213 214V211H211L210 213L207 211L208 208H207V205L205 206V202L208 201ZM79 201H80V199H79ZM91 201H92V198H91ZM212 201H213V203L216 202V203H214V204H216V207H215V205L210 203ZM239 201H242L243 204L241 202V206L237 207L238 203H240ZM16 202H19V203L17 204ZM82 202H83V199H82ZM47 203H46V205H47ZM53 203L54 202H52V204ZM90 203H92L91 204L92 206L89 205L91 207V208L89 207V209L95 208L93 206V204L94 205L99 204V203L96 204V202L95 203L94 202H90ZM140 203H139V205H140ZM209 203L212 206H209ZM46 205H45V207H48ZM99 205H97V206H99ZM42 206H44V205H42ZM107 206L108 205H106V207ZM118 206H120V205H118ZM39 207H41V205L39 206V204H38L37 208L39 209ZM45 207L44 208H40V209H45ZM99 207L96 208V211L92 210L91 212H93V214L95 212L98 213L99 216H97V218L98 217L99 218L102 217V220H100V221L104 222L105 219L110 218V217L106 218V216H108L110 214V211L106 213V211L108 209L107 210L104 209L105 212L104 211L101 212L99 210L100 211V213H99V211H98V209H100ZM205 207L207 208L206 210H205ZM53 208H55V206ZM53 208H51V206H50V209H48V211L52 212L51 210H53ZM55 209H58V208H55ZM116 209H118V208H116ZM2 210H0V211H2ZM36 210H37V212H36ZM109 210H110V208H109ZM112 211L114 212V214H118V212L115 211L114 209ZM29 212H30V214L31 213H34V214L29 215ZM53 212L55 214V212H57V210H53ZM221 212H222V214H220ZM35 213H38V214L36 215ZM101 213H103L104 216H101L102 215ZM105 213H106V215H105ZM56 214H58V212ZM56 214L53 216L54 218H55ZM232 215L233 216L236 215L237 218L236 217L232 218ZM30 216H32V217H30ZM91 216H92V214H91ZM94 216H95V214L92 216L93 219L95 220L96 217H94ZM121 216L124 218V220H123V218H121ZM85 217H87V216H85ZM103 217H105V218H103ZM125 217H128V218H125ZM214 217L217 218L219 216H214ZM226 217H225V219H228ZM47 218H48V215H47L46 218H44V220H46L44 222H46L48 224ZM49 218L54 219V218H52L51 215H50ZM67 218H68V216H67ZM89 219H91V217L88 218V220ZM93 219H91V224H90L91 228L89 227V229H92V224H94V223H92ZM111 219H112V217H111ZM111 219H108L107 222L109 220L111 221ZM74 221L75 220H73L70 223H73ZM96 221H97L98 224L100 223V222H98L99 221L98 219H96L94 222L96 223ZM218 221H219V226L220 227L222 226V229H223V225H222L223 222L220 224V220L219 219H218ZM188 222H189V224H188L189 226L185 225L187 227H184L183 224L184 223L186 224ZM211 222H213V219L210 221V224H211ZM3 223L0 222L1 225ZM46 223H45V225H47ZM76 223H78V225H75ZM108 223H110V222H108ZM105 224H107V223H105ZM114 224H115V222H114ZM5 225L3 227H6ZM36 225H38V224H35V226ZM39 225H38L37 228H39V227H43L44 228V224L41 225V223H40ZM67 225H70L71 227H73V226H75V227L76 226H81V225H79L78 221H75V223H73L72 225L71 224H67ZM84 226L85 225L82 224V229H84L83 228ZM102 226H103V224H102ZM219 226H218V228H219ZM3 227L1 228L2 230H3ZM67 228H68V226H67ZM225 228L226 227L224 226V229ZM77 229H80V227L77 228ZM203 229H205V231ZM228 229H226V230H228ZM38 230H41V228L38 229ZM49 230H50V228H49ZM94 230L97 231L96 228ZM111 230H112V228H111ZM226 230H223V233ZM41 231L45 232L46 229L45 230H41ZM216 231H217V229L215 230V232ZM49 232H47V233L50 235L51 233H49ZM72 232H74V230ZM68 233H70V232L68 231ZM105 233L106 232L104 231L101 234H105ZM204 233H206V234L203 236ZM82 234L85 235V233L80 232V235H82ZM101 234L99 236H101ZM18 235H16V236L14 235L17 238L18 241L12 237L13 239L10 242L8 241L9 244L7 246V249H5V247H4V251L3 252H9L10 253V252H12V250H15V251L18 250L17 249V245H18V243H21V241H19L20 237H17ZM27 235L29 236V234H27ZM56 235H58V234L56 233ZM89 235L88 234L86 235V239L89 238L88 237ZM91 235H90V239H91ZM106 235H108V234H106ZM2 236L0 235V239L2 238ZM50 236H49V238H50ZM69 236L72 237L71 235H69ZM73 236H75V235H73ZM103 236H101V237H103ZM208 236H210V235H208ZM215 236H216V233H215ZM227 236L225 234V237H227ZM233 236H235V238H233ZM3 237H5V235ZM81 237H82V241H83L84 236H80V238ZM101 237H99V243H100V238ZM217 237H220V235L217 236ZM8 238H7V236L5 237V241L6 242H7ZM29 238L28 239L26 238V239L30 240ZM37 238H39V237H37ZM229 238H227V239H229ZM26 239L24 238V240H26ZM41 239L44 240V241H42ZM41 239H40V242H38V243L40 244L41 241H42V242H44L43 244L48 246V247L46 246V248H48V256H49V253H50L49 252V248H51V249L54 248L55 247L54 244L56 242H58V240L55 241V240H51L52 238H50V240L46 241V243H45V239H43V238H41ZM76 239H77V237H76ZM96 239H97V242H98V238H96ZM89 240L87 239V241L86 240H84V241L88 242ZM187 240H189V241H187ZM190 240H193L195 242L191 244ZM203 240H205V241H203ZM213 240H215V239H213ZM219 240H220V242L222 240V242L224 243L222 238H220ZM70 241H71V239H70ZM78 241H77V244L75 243V245H74V249L75 250L72 248L75 252L77 250H79V249H77L78 247L80 248V246L78 244L79 243ZM184 241H187L186 243H190V244H188L189 246L192 245L191 247L188 246L189 247V251H187V253H185V250H183L184 247H185L184 246L185 243H183ZM193 241H191V242H193ZM202 241H203V243L207 242V243L204 244L205 247L201 244ZM1 242L2 243L0 245L2 246L4 241H1ZM6 242H5V244L7 245L8 242L7 243ZM74 242H73V244H74ZM90 242H89V244H90ZM93 242H92V244H93ZM13 243H15V244L17 243V245L14 247V249H13V246L15 244L13 246L11 245ZM36 243H37V241H36ZM60 243H62V241ZM58 244H59V242H58ZM10 245L12 247L11 251H10V247H9ZM23 245H26V243H23ZM76 245H77V247H76ZM200 245H202L203 247L201 248ZM3 246H4V244H3ZM58 246L59 245H57V247ZM19 247L21 248L20 245H19ZM38 247L40 249H41V247L44 250L46 249L44 247V245H39V246H37V248ZM72 247H73V245H72ZM92 247H93V245H92ZM218 247H220V248H218ZM26 248H28V246ZM26 248L24 249V247H23L21 249H24L25 251L29 250V249L26 250ZM81 248H82V246H81ZM81 248H80V250H82ZM185 248H187V247H185ZM8 249H9V251H8ZM65 249H67V247ZM72 249H71V251H73ZM92 249L94 250V248H92ZM1 250H0V256H1L0 257V261H1V259L3 260V258L5 259V257H7L4 260L6 262V260H8L9 256L11 255V253L9 254V256H7L8 253H6V254L4 253L6 256L3 255L5 257L2 258L3 252ZM38 250L39 249H37V251ZM83 250H84V247H83ZM209 250L211 251V253L216 254V257H212V254L210 255V253H209L210 251ZM217 250H218V252H217ZM18 251L20 252V250H18ZM25 251H24V253H25ZM71 251L69 250V253L67 251V253L69 254V258L71 257L70 254H72ZM77 252H79V251H77ZM94 252H93V254H95ZM16 253H15L14 257L17 258V260H18V259H20L18 257L19 254L17 253L18 256H16ZM20 253H23V251L20 252ZM55 253H56V250H55L54 254ZM207 253H208L209 257L207 256ZM27 254H28V252H27ZM85 254H86V252H85ZM184 254L185 255L187 254L186 257L184 256ZM180 256H182V257H180ZM213 256H215V255H213ZM14 257L12 259H15ZM50 257L52 258V254H51ZM80 257H82V256H80ZM35 258L37 259V257H35ZM35 258H33V260ZM183 258L181 259L182 262L184 260ZM23 259H26V258H22V262H23ZM180 259H179L178 262L181 264V260ZM10 260H11V258H10ZM47 261H46V263H50V262H47ZM12 262H13V260H12ZM178 262L175 263V264H179ZM185 262H183V263H185ZM3 263H4L3 261L0 262V264H3ZM23 264H33V263H31V260L28 261V259H27V261L24 260ZM44 264H45V262H44Z\"/></svg>",
    "mask_w": 264,
    "mask_h": 264
},
{
    "label": "rangeland",
    "instance_id": "rangeland-1",
    "mask_svg": "<svg viewBox=\"0 0 264 264\" xmlns=\"http://www.w3.org/2000/svg\"><path fill=\"white\" fill-rule=\"evenodd\" d=\"M170 1H171V0H170ZM170 1H168L167 3H170L171 5H168V4H167L166 7L163 5V7H164L166 10H164V8L161 7L160 9H161L162 13H161V11H160V12H157L158 15H157V14L155 15V17L157 16V18H154V19H157L156 21L159 22V23H157V25H155V26H156L155 29H152V27H154V26H152V25L156 23L154 19H153V21L151 20L152 23H153L152 25L150 24L151 22L148 23L150 26H152V27H150V29L148 28V30H151L152 34H150L151 32H149V31H148V33H147V29H146V28H145L146 31H144V29H141L142 31L139 29V30H140L139 37H141L142 39L139 38L138 36H136V35L138 34V32H139V30H137V32H135V33H137V34L134 35L135 37H134L133 35H131L130 37H131V38L134 37V38H133L134 41H135V40L137 41L136 38L138 37V41H139V42H138L137 44H134L136 41H135L134 43H131V41H133V39L130 40L131 38H129L128 42H130L132 45H128V44H130V43H126V45H127V46H125L126 49L128 50V49H129L128 46H130V50H131L132 53H131L130 51H128V52H130V54H129L128 52H125V53H127V56H125V58L129 57V55H130L131 58H132L134 61H135L136 59L139 60V61L136 60L137 62H135V63H137L138 67H140V66L142 65V67H140V68H143V67H144L143 62L146 63V64H145V67H144L145 69L143 68L144 71H143V69H141V70L143 71V73H142L141 70L136 66V68L139 69V71H137L138 69H136V68H135V64H133L134 61H133V63H131L132 59L129 58V59H131V60L129 61V62H130V67H131L132 64L134 65V67H133V69H130V68H128V69H130L131 71H134V69H136V70H135V71H136V72H135L136 74H135L134 72H132V74L134 75V77H133V75H132V77H131V76H130L131 74L129 75V73H131L130 70H129V73H128V71H126L127 69H125V71H126L127 73H125V75H123V79L120 78L119 81H120V80H124V81L127 83V86L125 87V89H128L127 87H130L132 84H136V85H133V88H134V86H135V88H134L135 90L132 89V86H131V90H132L131 93H130V91H131L130 89H129V92H127V93H126V91H125V89H124L125 92L123 91V92H124V93H123V92H122L123 89H121V87L123 88L126 84L123 83V81H122V82L120 81V83L125 84L124 86H123V84H121L122 86H120L119 84H117V81L115 82V80H117V79H115V78L113 77V78H114V80H113V78H111V77L113 76V72L116 73L118 67L121 65V64H120V65L118 64V60H119V59L123 56V54H124L123 52H124L125 49L122 51V49H123L124 47H123L122 49H118V53L121 51V52L119 53V54L122 55L121 57H120V55H119V57H118V55H117L118 53H115V52H114L115 55L118 57V60H117V58H115V55H112V56H114V58H112V59L109 58V59H111V61L108 60V61L111 62V63H112L113 59L117 60V61H115V62H116L117 65H119V66H117V65L114 66V65H113V63H115L114 61H113V63H112V66L117 68L116 70L113 69V67H111V65L107 66L106 63H104V65L106 64V66H103V65H102L104 68H101L102 66L100 67L101 69H104L103 71H100L101 74H100V73L97 74V72H99V71H97V70H99V69L96 70V76H95L96 78H98L99 74H100L101 76H102L103 74H105V75H103L102 77L99 76V77L102 79V81H101V79H100V80L98 79V82H95L94 80H97V79H94V80L91 79V80H89V83H88V80H84L83 74H84L85 78H86L87 75H90V73H89V74L87 73L88 71L85 72V71H86V65H85V67H83V66H82L83 64H82V65H81L82 68L79 67L80 69H83V70L85 69L84 71L79 69V70H78L79 72H78V71L76 70V68L78 69V66H77L76 68H74V69L76 70V72H78V73H77V76L80 77V79L83 78L82 80H83V81H86V82H87V85H88V84L90 85V87H88V89L86 88L87 90L85 89V86H86L85 83H86V82H84V84H82L83 81H82V80L80 81V79L78 80V77H76V75L74 74V73H76V72L74 71V69H73V73H71V72L69 73L68 77L71 76V77H73V79H76V78H77L76 81H77V80L79 81V85H81L82 87H83V85H85L83 88L80 87L81 90L85 89V90H84L85 93L88 92L87 95H88L89 97H88L86 94H85L86 96L84 95L85 98L88 97V98L85 99L86 102H84V97H83V96H81V95L79 96V94H78V96H77V95H76L77 92H76V94H75V96L79 97L78 99H80V97H81V101L83 100L82 102L86 103V105L83 103L82 106H83V107L85 106V108H86V106H87V107H88V106L91 107L90 105H87V104L89 103V101H87V100H91V101L93 100L96 104L98 103L97 106H95L96 104H93V102L90 101V103H92V106L94 105L93 107H91L92 110H90L91 108H89V110L92 111V112L89 113L88 108H87V110H86V111H88V113H89V117H88V118L90 119L91 117H93V118H92L93 120L90 119V122H91V125L93 124V122H94L95 125H97L96 127L94 126V127L96 128L97 131L95 130L94 127H93L94 129H93L92 127H91L92 129H89V127H87V125H89V121L85 122L86 119H85V120L83 119L84 122H85V124H86V128L84 127L85 124L81 122V123H82V124H81V125H82V128H83L84 130L79 128V130H80L81 132H79V133L77 132V136H80V138H81V137H82V138L80 139V138L77 137V136H76V138H75L74 136L72 137V135L76 134V133H73V131H74L75 129L78 130V127H80V126H78V125H80V124H78V120H79V119L74 117V119H78V120H74L73 118H71V119H70L71 121H69L70 116H68L69 118L67 119V121L69 122V125H70V124L72 125V129H70V126H67V125H68V122H66V120H64L63 118L66 119V118H67V115L71 114L72 112H74V113H73L74 115H75V112L78 113V112L75 110V109H77V107H80L81 109H85V108H83L82 106H79V105L82 104V103L79 104V103L81 102L80 100H79V103H78V99H75L76 102H75V100L73 99L74 101H70V102H72V104L68 103V104H70L69 106H71V105H72V106H71L69 112H67V111H68V108H69V106L67 105V102H69V99L71 100V98H68V99H66V98H67V97H70L71 94H72V96H74V95H73V94H74L73 92H72L71 94L68 93L69 96H66V98H65V99L67 100V102L65 101V103H66L65 108H67V109H65V108L62 109V111H63V110L65 111V112H63V113H65V115L62 114V115H64V117H63V118L60 117V120H58V122H59V121H61V122H64V121H65V122L67 123V125L61 126V124H63V123H61V122H60L59 124H57L56 126H55V124H52V126L55 127V133H54V136L52 137V138H53L52 140H51V139H48V140H51V144H50V141H48V143H49L50 145H49L48 143H46V142H47V141H46V142H45L46 144L44 143V145L41 146V148L46 147V148H43V149H42V150H45V149H46V153H45V152H44V153H45V154H48V157H46L45 155H43V156H45L46 158H48L46 161H49V162L51 163V162H52L51 160H55V159H56V161H54V162H55L54 169L52 168V165H53V164L51 165L49 162H47V164H48L49 166L46 164V165H47V169H48V167H49V169L51 168V169H53V171L50 169L51 171L48 172L47 169H46V167H45V169H46V170H45V173H46V175L48 176V178H47L46 175H44V176H45V178H47L48 180H52V181H51L50 183L48 182V183H49V185H48L49 187L47 186L48 183H47L46 185H44L45 182L48 181L47 179H46V181H43V184H35L36 181H34L33 183H34L35 185L32 184L34 187H33L31 184H30L31 188H29L30 186L27 187V189H28V188L30 189V190H28V191H30L29 195H31V194H32V195H31V196H28V197L25 195V197H27L26 200H24V199H25L24 197H23L24 199L22 200L21 195L18 197V198H21L20 200H22L21 203H23V204H25L24 202H26V201H27V203L29 202V204H25V205L28 207V209L30 208V209L34 210V207H35L37 210H39L38 212H40L41 214L35 213L36 215H37V214L39 215L38 218H37V216L35 215V216H36V220L39 219V222L37 221L38 223H34V222H35V220H34L35 217H34V218H31V219H32L31 222H33V225H32V223H31V226H32V227H31V230H32L31 233H27V234H29V236L26 234V237H22V236H25V234L23 235L22 233H21V234H20V233H13V234H11V235H12V236H11V239H10V236H9V238H8V234H9L10 232H8L7 229H5V228L8 227V223H7L5 220H6L7 213L10 211V208L13 207V206L10 207L11 204H12V205L14 204V203H12V201L15 202L16 200H18V199L15 200V197H14L15 195H13V194H16V193L18 192L16 188L19 189V187H20V189H19V193L22 194V196H24L23 194H25V193L27 192V195H28V191H24V192H23L22 189L25 190V188H22L23 185H18V184H20V181L23 179V180L21 181V184L24 182V183H25V186L29 185V184H26L25 181H27V180H24V178H23V176H22V174H23L22 172H23V171H24V173L27 172V170H28V168H29L28 165H29V166L31 165V166H34V167H35V165H34V164H36V163H35V160L38 159V157L40 156V155H39L38 157H36L35 160H34L33 158H31V157H33V156H37V155H36L37 153H35L36 151L33 150V149H34L33 147H36V148L38 149V147L35 145V146H32L31 148H30V147H27V148L29 149V151H28V149H25L26 152L30 155L29 157L27 156V157H28V158H27L26 155H28V154H27L26 152L23 153L22 150H21V151L18 150V149H20V148H23V146H21L22 143H19V142L24 138V135H25V132H26V128H28V127H27L28 124H29L28 118H30V120H31V118L33 119V117H34L35 115H37L36 113L38 112V108H39V106H40V103H41V101H42L43 98H44V97L42 98V96H41V94H42V92H43L41 87H46V86H47V84L45 85V83H46V82L48 83V79L50 78V75H49V77H47V78H48V79H47V78H45V75H46L45 73H50V74H51V72H47V70L50 69V68H49V66L51 65L50 62H52V61L46 59V61H48V62H47V65H49V66H46V64H44L45 61H44L43 59H41V56H42V58H43V57L46 58V56L43 55V54H41V55H40V59H39V57H38L37 59H35V61L39 59L40 61L43 60L44 62L41 61V62H40L41 64H40V63H37V61L35 62V61L33 60V61L35 62V64H33V65L31 64V65H32V66H31L29 63H31L32 61H30V62L27 61V59H29V60L31 59V58H29L28 56H27L28 58L25 56V55H27V54H25V55H23V56L21 55V57L17 59V57H18L19 54H20V53H19V50H22V49H20L19 47L15 46V47L13 48V50H14L15 48H19L18 52H15V51L13 52V51L11 50L12 48H10L11 52H10V50H6V51H7V54H5V56H6V55H8V54L10 53V54H11V58H12V59L10 58V56H9L10 54L8 55V56H9L8 59L5 58V59H6V62H5V63L8 64V65L6 64L7 66H9V64H10L9 62H11L10 60H13V59H14V56H15V59H14V60H16V62L13 60V61L15 62V67L10 66V68H11L10 71H12V68H14V70H15V69H17V68L19 67V69H17L18 71H14L13 73L11 72V74H10V73H8V72H9V70H8L9 67H8V69H7V66H6V70H8V71H6V70H5V67L2 66V65H3V62L5 61V59H0V60H4V61L2 62V64H1V61H0V68H1V69H0V76L3 78V79L1 78L0 80H1V81L3 80V81L5 82V83L3 82L2 85H4V84H5V85H6V84L9 85V83H8V82L6 83V80H5V79H7V77L9 78V76H10V78L7 79V80H9L10 82H12V83L10 84L9 87H7L8 85H6V86L4 85V86L2 87V89L4 88V89H3V92H6V90L9 89L10 92H8V94H9V93L11 94L12 92L15 93V91H16L18 88H20V85H19L18 83H22V82L24 83V81H23L24 79H29V78H30V79H29V82H27L28 84L31 83L30 85H32V82H33V85H32V87H31V88H32V92L30 91V90H31V88L29 87L30 85H28L27 83H25V84L28 85L27 87L30 88V90H27L28 88L26 89V91H28V92H27V95H25V97L27 96L26 98L24 97V94H23V93L26 94V92H23V93L20 92V93H22V94H21V98L24 97V98H23L24 100L27 99V98H29L28 96H30V98H29L30 100H29V101H30V104H31V105L33 104V105H32L33 107H32V106H31L26 100H25L26 102H24V103L22 104V105H24L25 103H27V105L25 104L26 106H25V109H24V113H25V111L28 109V107H30V108L28 109V110H30V111L27 110L28 113L30 112V113H29L30 117H28L29 115H28L27 112H26L27 114H25V117H24V114H23V112H21V111H20V112L22 113V114H21V117H22V118L20 117V115L16 116V115L19 113V112H18L19 110L17 109V110H18V111H17V114H16V112L13 114V113H11V112H14V111H13L14 109H13V110L10 111V113H11L10 116H13V117H10L11 120L13 121V118H15V117H18V118L14 119V122H13V123H12L11 120L8 118V120H9L8 123L11 122V123H12L11 125H13V126H14V124H15V128H17L16 125H18L19 123H23V122L25 123V122H26L25 124H22V125L25 126V128H24V126L21 125L22 128H21V126H19L17 129H14V127L12 126V128L14 129V130H13V129L11 128L10 124H9L10 128L12 129V130H9L10 128L7 126V122H3V121H1L2 123H0V125L3 124V123H4V124L6 123V126L3 125V128H5V127L7 128V127H8V128H9L8 131L11 132V133H10V136H9V133L6 132V133H7V136H3V137H5L7 140H8V138L13 139V137H15V138H14L15 141H13V142L16 143V140L19 141V142H18V145L16 146L15 144L13 145L12 142H11L12 144L9 143V144H11V145H9L8 143L6 144V142L4 141V140H6V139H5V138L3 139L4 142H2V144L5 145V146L8 145L7 147L10 146V148H8L9 150H10L11 148L13 149V150L11 149L12 152L10 151L9 153H11V154H16V155H11V158H12L13 156H15V157H13V159L9 158L10 155L8 156V158L10 159L11 162H12V160H13V164L11 165V163H9L8 161H7V163H9V164L11 165V167H13L14 162H15L16 164H18L17 166H16V164H15V166H14L15 169H17V168L19 167V163H20L21 166L19 167V169L22 171V172H20V170L17 169V170H19V174H20V175H19V176H20L19 178L21 179V176H22V179H21V180L19 179V182H18V184L16 185L17 187H15V188L11 191L12 193L9 194L10 197H8L9 195H7L6 198H4V201L2 200V201H3L2 204L0 203V210H2V209H1V206H3V204H5L4 206H6L7 202L10 201V202H9L10 205L7 204L8 207H9V210H7V212H3V211H5V210L0 211V214H1V212H3L2 215L4 216V219H5L4 221L6 222V223H5L6 225H5V224L2 222L3 220H2L1 217H0V222L3 223L2 225L0 224V225H1V226H0V235H1V236H2V235H3V236L5 235V237L7 236V238H8V239H7V242H8V241L10 242L13 238L17 240V238H16L15 236L19 234L17 237H20L19 241H21V243H18V245H17V243H16V244H15V243L11 244L12 246L15 244V245L13 246V249H14V247H15L16 245H17V249L20 250V252L23 251V253H24V251H25L24 249H25L27 246H28V248H26V250L29 249V250L25 251L24 254H23V253H20L18 250H16V251H15V250H12V252H10L11 255L9 256V254H10L9 252H3V251H4V247H5V249H7V246H8V244H9V242L7 243V242L5 241V237L2 236V238L0 239V244L2 243L1 241H4V243H3L4 246H3V244H2V246L0 245V248L2 249V250H1V249H0V250L3 252V254H2V258L6 256V255H5L6 253H8L7 256H9V258H8V260H6V262H5L4 260H5L7 257H5V259L3 258V260L1 259V261L4 262L3 264H23L24 260L27 261V259H28V261L31 260V263H33V264H41V263L44 264V262H45V264H99V262H100V260H101V254H102V253H101V254H100V253H99V254L97 253V255H98V258H97V256H94V255H96V253H95L94 251H95L96 249L98 250L99 248H102V243H104V242H102V240L105 239L106 236L109 237V238L111 237V240H112V239L114 240V239L118 238V237H117V235H118V234H117V233H118V231H117V229H118V228H117V225H118V223H119L120 220H121L120 217H118V216H120V214L122 213L121 215H123V216H128V217H129V216L132 214L133 210H138L137 207H139V208L141 209L140 206H142L141 211L144 210V209L146 208V207H145V204L140 203V202L138 201L139 199H138V200L136 199V197H137V196L135 195L136 193L134 194V192H135V186H134L133 181L135 182V180H134V178L131 179L132 176H134V175H132V174H134V172H133V170H131V169H130V170H127V171L130 173V176L128 175V176L130 177V180H128L129 178L126 177V178H128V179H127L128 181H131V180H132V181L130 182L131 184L128 183L127 181L124 182V181L126 180L125 176H127V174H128V172H127V174H126V171H125V170H124V171H125V176H123L122 173L120 174V175H122V178H121V179H120V176H119V177H114V178L111 180V178H112V177H110L111 172L108 173V174H109L108 176L110 177V178H108V179H109V181L111 180L110 184H109L107 178H104V179L107 181L106 183L104 182L105 180H102V177L99 178L100 176L103 175V174L100 173L101 171H99V173H100L101 175H98L99 177H96V178H95V179L98 180V183H96V184L98 185V187L91 186V187H92V188H91V189H92L91 191H94V190H95L97 193H99V195H97L96 192H91V191H89L88 193H89L90 196H88V193H86V192L89 190L90 186H89L88 189H87V186H88L87 184H88V183L86 184V181H89V180H86V178L88 179L90 176H92V174H90V173L87 174V173H88V169H89V167L86 166V164L89 165V164L87 163V160H88V161H90V160H91V161L94 160V161H92V162H95V161L97 162V160H95V159H93V158H96L95 156L98 157L99 154L101 155L102 152L104 153V149L107 150V148H104V147H105V146H108V144H106V143L104 144V143H101V142H103V140L106 141L105 138H106L107 140H108V139L111 140V137H112V136H110V138H108V137H109V134H112V131H111L112 129L115 131L114 128H111V129H110V126H112V124H114V123H112V122L116 121V125L114 124L115 126H114V125H113V126H114V127H117L116 129H117L118 131H120V132L123 131V133H124V130H123L124 127H125L126 130L129 128V127H127V126H129V123L134 122L133 119H134V116H135V118H136V115H137L136 113H137L138 111H141V110H139L140 107L142 106L143 108H141V109L143 110V109H144V104H149V103H147V102H148L147 100L151 99V96H152V97L154 96V98H155V96H156L155 99H157V97H158V100H159V96H158V94H161V92H159V90L162 91V90H161V87L165 86V88L167 87V89H169V88L175 87V85L177 86V84H179V85L182 84V82H179V79L176 80V78H177V76H178V73H177V71H175V70H176L178 67H183L182 64H183V65L186 64V66H187V62L190 61L191 59H193L192 57H194V58L196 57V58H197L198 54L202 55V52H200V53L198 52V50L201 49V48H198V47H197V46L201 43V42H200V41H201L200 39H201V36H202V34H200L201 36H199L198 34H199V32L202 31V30H200V31H198V32H196V30L199 28L200 25H202V26H200L199 29H201V28L204 29V28L206 27V26H205V25H206V22H205V20H203L204 17H202L203 19H202V18L199 19V20H201V22H202V20H203L202 23L205 24V25H204L205 27H204L203 24H200L201 22H200V23L197 22V20H198V19H197V16H199V18H200V17H201L200 15H202V14L204 15L205 12L208 13V11H210L211 9L214 10V6H213V8H211V9L208 8V7H210V6L212 7V5H213V4H212V1H213V0H211V3H210V0H193V1H192V0H189L188 3H186V2H187L186 0H185V1L182 0L183 2L186 3V6L189 5V6H187V7H189V8H188V9H189V12L187 11L188 14H187L186 11H185V10L187 9V7L184 6L185 3L183 4L182 1H180V2L177 1V3L175 2V4H173V3H171ZM173 1H176V0H173ZM173 1H172V2H173ZM191 1H192L193 3H192ZM214 1H216V0H214ZM214 1H213V3H214ZM217 1H220V2H219V3H218V2H215L214 5H215V4H220V7H219V5L216 6V7H215V10H216L217 7H219V9L221 8V6H222L221 1H222V3L224 4L223 6H226V11H227V10L229 11L228 14L231 15V16L229 17L228 14H227V16H228L227 21H230L229 24H231V23L234 21V19H235L234 17H237L236 13H237L238 10H239V11H238L239 13H237L238 15L241 13V11H240L241 9L244 10L245 7H243L242 5L245 4V6H246V5L248 4V2H246V0H243V1H242V0H240V1H239V0H235V2H237V3H236V7H234L233 5H235V2H234L233 0H217ZM244 1H245L246 3H244ZM189 2L191 3V6H192V7H190V3H189ZM208 2H209V3H208ZM232 2H233V3H232ZM241 2H242V3H241ZM178 3H179V4L182 3V6L185 7V8L183 7L184 11H183L182 8H181L182 6H180ZM202 3H203V4H202ZM238 3H240V4H242V5H240V4H238ZM113 4H114V2H113ZM237 4H238L240 7H239ZM176 5H177V6H176ZM178 5H179V6H178ZM208 5H210V6H208ZM65 6H66V4H65ZM167 6H169L170 8L167 7ZM241 6H242V7H241ZM123 7H124V6H123ZM179 7H180V8H179ZM227 7H228V9H227ZM62 8H63V7H62ZM62 8H61V9H62ZM224 8H225V7H224ZM224 8H222V9H224ZM63 9L66 11V9H68V8H67V6H66V7H64ZM63 9H62V11H63V13H64L65 11H64ZM121 9H124V8H121ZM162 9H163V10H162ZM180 9H181V10H180ZM188 9H187V10H188ZM194 9H196V10H194ZM204 9H205V10L208 9V11H205ZM235 9H237V10H235ZM68 10H69V9H68ZM217 10H218V9H217ZM62 11H61V12H62ZM69 11H70V10H69ZM69 11H68V12H69ZM119 11H120V8H119ZM165 11H166V12H165ZM177 11H178V12H177ZM219 11H221V10H219ZM219 11H210L209 13H211V14H212V12L217 13V16H218V14H221V15H219V16H221L222 19H220V18L218 19L217 16H216V19H212V18L215 17L214 15H212L213 17H211V19L208 18L209 16L206 17V18H207V19H206L207 22H208V20H209V22H208V26H212V25H213V26L210 27V28H212V29L215 28V29H216V30H215L216 32L213 30L214 33H215L216 35H217V34L219 35V33H217L218 30H217V28H216V27H217V26H216L217 21H218V23H219V20H220V21L222 20V22H223L224 25L227 24L228 27L230 26L227 22L223 21V17H224V20H226V19H225V16H224V15H226V14L221 13L222 11L219 13ZM182 12H183V13L185 12V14H187V16H186L185 14H183ZM199 12H201V13H199ZM223 12H224V11H223ZM235 12H236V13H235ZM63 13H61V14L63 15ZM66 13H67V12H66ZM163 13H164V14L167 13L168 16L162 15ZM176 13H177V14H176ZM179 13H182V15H183L184 17L182 16L183 18H180L181 15H179ZM234 13H235V15L233 16ZM160 14H161V16H159ZM211 14H206V16H207V15H210V16H211ZM223 14H224V15H223ZM65 15H66V14H65ZM178 15H179V17H178L179 21H177L178 19H175V18H174L175 16H178ZM215 15H216V14H215ZM222 15H223V16H222ZM63 16H64V15H63ZM63 16H62V17H63ZM66 16H67V18H68L69 15H66ZM158 16H159V18H158ZM232 16H233V17H232ZM170 17L172 18V20H173V19H174V20L172 21V20L170 19ZM185 17H186V20L184 19ZM65 18H66V17L64 16V18H62V19L64 20ZM162 18H163V19H162ZM226 18H227V17H226ZM229 18H230V19H229ZM231 18H232V19H231ZM159 19H160V20H159ZM161 19H162V20H161ZM65 20H66V19H65ZM65 20H64V21H65ZM164 20H165V21H164ZM180 20H181V21H180ZM213 20H215L216 23H214V22L212 23ZM64 21H63V22H64ZM168 21H169V22H168ZM210 22L212 23V25L209 24ZM222 22H220L219 24L221 25ZM60 23H61V22H60ZM65 23H67V22H65ZM65 23H64V24H65ZM170 23H171L172 26L170 25ZM64 24H63V25H64ZM148 24H147V26H149ZM160 24H161V25H160ZM162 24H163V25H162ZM219 24H217V25L219 26ZM223 24H222L221 26H224ZM63 25H62V26H63ZM165 25H166V26H165ZM198 25H199V26H198ZM227 25H226V27H224L225 29H227ZM60 26H61V25L59 24V27H60ZM64 26H65V25H64ZM195 26H196L197 28H196ZM208 26H207V27H208ZM214 26H216V27H214ZM59 27H58V25L53 26L52 29H50V32H52V34H53V33H57V29H56V28H59ZM171 27L173 28L172 31L169 30V29H171ZM175 27H176V28H175ZM203 27H204V28H203ZM62 28H63V27H62ZM62 28H61V29H62ZM166 28H167V29H166ZM195 28H196V30H195ZM53 29H54V31H53ZM59 29H60V28H59ZM59 29H58V32H59ZM199 29H198V30H199ZM212 29H211V31H212ZM225 29H223V30H225ZM154 30H155V31H154ZM161 30H163V31H161ZM166 30H168V31H170V32H173V31L175 30V31L173 32L175 35H174V34H173L174 36H173L172 34L170 35L169 32L166 31ZM209 30H210V29H209ZM223 30L220 29V27H219V31H218V32H221V31H223ZM55 31H56V32H55ZM143 31H144V32H143ZM211 31H210V32H211ZM33 32L35 33V31H33ZM141 32H142L143 34L146 33V34H144L145 37H144V36L142 37V35H141L142 33H141ZM165 32H166V33H165ZM202 32H205V31H202ZM202 32H201V33H202ZM206 32H208V29H207ZM210 32H208V33H210ZM224 32L226 33V31H224ZM179 33H180V34H179ZM208 33H207L206 35H205V33H204V35L208 37L210 34H212V32H211L209 35H208ZM149 34L151 35L150 38L152 39V40L150 39V41H149V38H148V35H149ZM165 34H166V35H165ZM215 34H212V36L215 37V36H214ZM146 35H147V38H148V39L146 38ZM178 35H179V36H178ZM218 35H217V36H218ZM223 35H224V34L221 33V34H220L221 37H220V36H219V37L216 36V37L218 38V40H219L220 38H221L220 40H223V38H222V37H224ZM132 36H133V37H132ZM158 36H159V37H158ZM165 36H166V37H165ZM212 36H210V37H208V38L206 37V39L204 40V42H205L208 46H210V47H211V46H215V48L217 49V45H218V44L220 45L221 42H217V41H216L217 38H216V40L214 39L213 42L216 41L218 44L215 43L216 45H212V42L210 41V39L212 38ZM198 37H199L200 39H198ZM163 38H164L165 40H164ZM169 38L172 39V42L174 41L173 44L170 43L171 41H169ZM146 39H147L148 41H147ZM197 39H198L199 41H197ZM208 39H209V42H207ZM212 39H213V38H212ZM38 40H39V41H38ZM41 40H42V42H43V40L46 41V39H43V38H42ZM41 40H40V38H39V39L37 38V40L34 41V42H35V43H36L37 41L40 42ZM143 40H145V42H144ZM161 40H162V41H161ZM220 40H219V41H220ZM45 41H44V46H45V43H46V45H47V46H45V48H46V47H47V48H48V47H51V46H48V44L51 42V40L49 41L48 44H47L48 40H47V42H45ZM146 41L148 42V44L146 43ZM152 41H153L154 46H152L153 44H151V47H155V48L157 49V52H155V51H156L155 48H154V50H153L154 53H156V54L158 53L156 56L158 57V55H161L162 57H164V59L162 58V60L158 57V60L160 59V60H161L160 62H163L164 60L166 61V64H165V65H167L168 70L165 69V68H166L165 66H164L165 68L163 67L164 70H165L164 73H165L166 76H165V75L163 76L164 73L162 72V71H163V68H162V67H161V70H162V71H161L160 73H163V74H161V75L158 74V72L160 71V70H158V69H160V67H159V68L157 67V68H155V71H156V73H157V76H155V75H156L155 72H154V73H155L154 77H152L153 75H151V73L154 74V73H153L154 68H153V66H151V65L154 64V63H151V61L154 62L153 60H155V57H156V56H154V55H155L154 53H150V54H149V51H148V50H149V47H150V43H149V42L152 43ZM168 41H169V43H168ZM6 42L11 43V41H8V40H7ZM38 42H37V43H38ZM162 42H163V43L165 42L164 45L166 44V42L169 44V45H168V44L165 45V47L167 46V48H165V47L163 46V47H164L163 49H167V51H168V52H167V55H168V53H169V56H166V55H165L166 53L163 52V50H160V49H159V45H160V44H161V45L163 44ZM210 42H211V43H210ZM9 43H8V47H10V46H9ZM35 43H33L32 45H34ZM37 43H36V44H37ZM40 43H41V42H40ZM40 43H39V45H40ZM51 43H52V42H51ZM140 43H142L143 45L140 44ZM159 43H160V44H159ZM175 43H176V46L178 47V48H177V47L175 46V48H177V51H178V52H175V51H174L175 48H174L173 46L175 45ZM179 43L182 44V45H181L182 47L179 46ZM208 43H210V44H208ZM11 44L15 45V43H11ZM156 44H157L158 46H156ZM170 44H171V47H172L171 50H170V48H169ZM177 44H178V45H177ZM13 45H11V46L13 47ZM17 45H18V44H17ZM42 45H43V44H42ZM49 45H51V44H49ZM147 45H149V47H148ZM172 45H173V46H172ZM37 46H38V45H36L35 48H36ZM44 46H41V45H40L39 47H43V48H44ZM131 46H132V47H131ZM135 46H136V47H135ZM138 46H139V47H138ZM145 46L148 47V48H146ZM121 47H122V46H121ZM127 47H128V48H127ZM144 47H145V49H146L147 51L144 49ZM179 47H180V48H179ZM199 47H200V46H199ZM31 48H32L33 50L35 49V48H33L32 46H31ZM31 48L29 49L30 51H32ZM37 48H38V47H37ZM37 48H36V50H37ZM45 48H44V49H45ZM132 48H133V49H132ZM160 48H162V47L160 46ZM173 48H174V49H173ZM212 48L214 49V47H212ZM7 49H9V48H7ZM142 49H143V50H142ZM196 49H197V51H196ZM216 49H214V50H216ZM15 50H16V49H15ZM45 50H46V49H45ZM119 50H120V51H119ZM127 50H126V51H127ZM151 50H152V49H151ZM151 50H150V51H151ZM158 50H159L160 54H159ZM214 50H213V51H214ZM23 51H24V50H23ZM34 51H35V50H34ZM34 51H33V52H29V51H28V52H29L28 55H30V57H33L32 55H35V54H34V53H35ZM42 51H43V50H42ZM145 51H146V52H145ZM161 51H162V52H161ZM164 51H165V50H164ZM169 51H170V52H171V51H174V52H175V55H174L173 53L170 54ZM199 51H200V50H199ZM201 51H202V50H201ZM8 52H9V53H8ZM12 52H13V53H12ZM20 52H21V51H20ZM28 52H27V53H28ZM116 52H117V50H116ZM140 52H141V53H140ZM142 52L145 53V55H147V54L151 55V54H152V56H154V57H151V56L147 55L145 61H143V59H144V54H143ZM211 52H212V49H211ZM211 52H210V53H211ZM31 53H33V54L31 55ZM36 53H37V52H36ZM38 53H39V52H38ZM42 53H43V52H42ZM44 53H45V52H44ZM122 53H123V54H122ZM176 53H177L178 55H176ZM212 53L214 54V52H212ZM215 53H216V51H215ZM12 54L14 55L13 57H12ZM17 54H18V55H17ZM23 54H24V52H23ZM46 54H48V53H46ZM128 54H129V55H128ZM136 54H137V55L139 54L140 56H139V55L137 56ZM213 54H212V55H213ZM125 55H126V54H125ZM164 55H165L166 57H165ZM172 55H174L175 57H173ZM196 55H197V56H196ZM212 55L210 56V57H211V58H210L211 60H212ZM215 55H216V54H214V56H215ZM5 56H4V57H5ZM36 56H37V55H36ZM133 56H134V57H133ZM136 56L139 57L140 59L137 58ZM141 56H143V58H142ZM148 56H149L152 60H151ZM177 56H178V57H177ZM188 56H190V57H188ZM214 56H213V60H215V59H214V58H215ZM0 57H2V56H0ZM24 57H26L27 59L25 60ZM157 57H156V58H157ZM167 57H168V58L170 57V58H169V59H165V58H167ZM171 57H173L174 59L172 58L173 60H170ZM35 58H36V57H35ZM45 58H44V59H45ZM47 58H49L48 55H47ZM122 58H124V57H122ZM134 58H135V59H134ZM186 58H187V59H186ZM190 58H191V59H190ZM196 58H195V59H196ZM198 58H199V57H198ZM198 58H197V59H198ZM19 59H20L22 62H21ZM23 59H24V60H23ZM49 59H50V58H49ZM129 59H128V60H129ZM149 59H150V61H148ZM185 59H186V60H185ZM195 59H193V60H195ZM7 60H9V61L7 62ZM31 60H32V59H31ZM39 60H38V61H39ZM126 60H127V59H126ZM183 60H184V61H183ZM193 60L191 61V63H192V62H195V61H193ZM211 60H210V61H211ZM13 61H12L11 65H12V64L14 65V62H13ZM119 61H120V60H119ZM122 61L124 62V64H125L126 67H129V66H127L128 64L126 65V62H127V61L125 62L124 60H121L120 63H121ZM165 61H164V62H165ZM167 61H168V62H167ZM174 61H175V62H174ZM182 61H183V62H182ZM185 61H187V62H185ZM208 61H209V60H208ZM17 62H18V64H19V63H21V64L18 65ZM24 62H26V64H28L29 68H27V66H25L26 64H25ZM28 62H29V63H28ZM109 62H108V64H109ZM123 62H122V64H123ZM129 62H128V63H129ZM156 62H158L157 59L155 60V63H156ZM164 62H163V63H164ZM176 62H177V63H176ZM184 62H185V64H184ZM36 63H37V64H36ZM42 63L45 65V66H43V67H47V68H48V69H47V68H44L45 70L47 69L46 72L42 69V67H41V69H42L41 71H40V70H35V71H34V69L40 68V66H42ZM45 63H46V62H45ZM49 63H50V64H49ZM116 63H115V64H116ZM148 63H149V65H148ZM168 63H169V65H168ZM189 63H190V62H189ZM208 63L210 64L211 62H208ZM38 64H40L39 67H38ZM158 64H159V62L156 63V64H154V65L157 66ZM21 65L23 66V68H22ZM147 65H148V66H151V70L148 69V71L151 72V73H150L151 76H150L149 74L146 73V71H147L146 68L148 67ZM180 65H181V66H180ZM210 65H211V64H210ZM16 66H17V67H16ZM20 66H21L22 69H20ZM35 66H36V68H35ZM125 66H124V68H125ZM146 66H147V67H146ZM25 67L27 68V70L30 69L29 72H27V70L25 69ZM88 67H89V66H88ZM105 67H106L107 69H106ZM108 67H110V70H112V69L115 70V71H113V72L111 71V72H112V76H111V74H109L110 72H108V71H109V68H108ZM120 67H121V66H120ZM120 67H119V68H120ZM122 67H123V65H122ZM154 67H155V66H154ZM188 67H190V66H188ZM188 67H186V68H182V69H183V70L186 69V70L188 71V69H187ZM111 68H112V69H111ZM148 68H150V67H148ZM152 68H153V69H152ZM24 69H25V71H26V74L23 75V78H22L23 80H22V82H20L21 80L19 81V79H20L21 77H20L19 74L24 73V72H25ZM31 69H32V71H31ZM88 69H89V68H87V70H88ZM90 69L92 70L91 67H90ZM156 69L158 70V72H157ZM22 70H23V71H22ZM91 70H90V71H91ZM107 70H108V71H107ZM119 70H120V69H119ZM123 70H124V69H123ZM123 70H120V71H122V72L119 71V72L121 73L120 75L124 74V71H123ZM145 70H146V71H145ZM152 70H153V71H152ZM178 70H179V72L182 71L181 69H178ZM180 70H181V71H180ZM37 71H38V72H37ZM43 71H44V72H43ZM48 71H49V70H48ZM80 71H83V73L80 72ZM105 71H107L108 73L105 72ZM168 71H169V72H168ZM174 71H175L176 74L173 73ZM187 71H183V73L187 74V73H188ZM15 72H16V73H15ZM36 72H37V73H36ZM39 72H41V73L39 74ZM91 72H92V71H91ZM103 72H105V73H103ZM119 72L116 73V74H117L116 76L121 77L120 75H118ZM14 73H15V74H14ZM28 73H30V75H28ZM43 73H44V74H43ZM81 73H82V74H81ZM93 73H95V72H92V74H93ZM102 73H103V74H102ZM138 73H139V75H138ZM181 73H182V72H181ZM13 74H14V75H13ZM32 74H33V75H36V76H37V74H39V75L37 76V78H35V76H32ZM41 74H43V76H42ZM70 74H71V75H70ZM78 74H80V75H78ZM85 74H86V75H85ZM92 74L90 75L91 78H93V76L95 75V74H94V75H92ZM108 74L110 75V77L108 76ZM126 74H127V75H126ZM169 74H171V75H169ZM174 74L176 75V78L173 77V76H175ZM2 75H3V76H2ZM11 75H12V76H11ZM15 75H16L17 77H16ZM27 75H28V77H27ZM72 75H73V76H72ZM114 75H115V74H114ZM145 75H147V77H146ZM148 75H149L150 77H149ZM158 75H159V76H158ZM187 75H188V74H187ZM189 75H190V76H194V75L196 76L197 74L191 73V74H189ZM5 76H6V78H5ZM21 76H22V75H21ZM40 76H41V77H40ZM46 76H47V75H46ZM81 76H82V77H81ZM106 76H108V77H107V78L109 79L108 81L105 80ZM141 76H142V78H141ZM180 76H181V75H179V77H180ZM190 76H186V78L182 79L183 83L185 82L184 85L186 84V80H188V78H189ZM24 77H25V78H24ZM43 77H44V79H47V80H42ZM71 77L69 78V80H70V82H72L73 84H71V89H70V90H72V89L75 87V90H76V91H80V92H81L80 88H79V87H76V86L78 85V84H77L78 81L75 82ZM95 77H94V78H95ZM103 77H104V79H103ZM124 77L127 78V81H126V79H124ZM128 77H130V78H129L130 80H131V78H132V79L134 78V79H133L134 82H133L132 84H131V82H132L133 80H132V81H130V80L128 81ZM151 77H152L153 80L156 78V81H157V80L159 81L158 78H160V81H162V82H160V84L162 83L161 85H163V83H166V84H164L163 86H161V85H159L158 81H157V82L154 81L156 84H153L154 82H151V81H152ZM157 77H158V78H157ZM187 77H188V78H187ZM197 77L199 78L198 75H197ZM14 78H15V81H11V80H13ZM17 78H19V79H17ZM33 78H35V79H33ZM88 78H89V76H88ZM110 78H111L113 81H111L110 83H108V82L110 81ZM136 78H137L138 80H137ZM144 78H146V79H144ZM148 78H150L151 80H149ZM161 78H162V80H161ZM164 78H166V79H164ZM168 78H169V79L171 78V80H172V78H173V79H174L173 81H176V82H178V83L175 84L176 82L174 83V82L172 81L171 84H168V83H170V81H171V80L169 81ZM198 78H197V79H198ZM209 78H210V76H209ZM167 79H168V80H167ZM192 79H193V78H192ZM192 79L189 78V83H190V81H191ZM194 79H195V77H194ZM206 79H208V78H206ZM206 79H205V80H206ZM210 79L212 80V77H211ZM210 79H209V80H210ZM36 80H37V82H36ZM38 80H39V81H38ZM41 80H42L43 82L45 81V83L43 84V82H42ZM104 80H105V82L107 81L106 84H108V87L105 86V87H102V88H107V90L102 89V88L100 87V90H101V91L99 90L100 93L98 92L99 94L97 93V96H96V92H94V91H96V89L93 90V89H91V87H92V86H93L92 88L96 87L97 90H98V89H99L98 86H104V85H105V84L103 85ZM135 80H136V81H135ZM163 80H166L167 82H166V81L163 82ZM198 80H199V79H198ZM198 80H195V82L198 81ZM205 80L202 81V82L205 83ZM209 80H208V81L206 80V82H207L206 84H209ZM211 80H210V81H211ZM1 81H0V83H1ZM25 81H26V80H25ZM27 81H28V80H27ZM90 81H91V82L94 81L95 84H93V83H94V82H93V83H92L93 85L91 86ZM99 81H101V82H99ZM146 81H147V82H146ZM148 81H149V82H148ZM168 81H169V82H168ZM193 81H194V80H193ZM200 81H201V78H200L199 82H200ZM13 82L15 83L14 85H13ZM17 82H18V83H17ZM150 82H151V83H150ZM191 82H192V81H191ZM195 82H193V83H195ZM211 82H213V81H211ZM74 83H76L77 85L74 84ZM80 83H81V84H80ZM118 83H119V82H118ZM128 83H130V84H128ZM157 83H158V85L160 86V89H159V87H158V89H157L158 91L156 90V86H158ZM187 83H188V82H187ZM189 83H188V84H189ZM17 84H18L19 86H17ZM34 84H35V85H34ZM41 84H43V85H41ZM173 84H175V85H173ZM206 84H200L201 86L198 85V87H199V86L202 87V85L204 86V85H206ZM0 85H1V84H0ZM2 85H1V86H2ZM11 85H12V86H11ZM23 85H24V84H23ZM73 85H75V86H73ZM89 85H88V86H89ZM118 85H119L120 87H119ZM128 85H129V86H128ZM139 85H140V86H139ZM192 85H193V84H192ZM195 85H196V84H195ZM195 85H194V86H195ZM16 86H17V87H16ZM21 86H22V84H21ZM181 86H182V85H181ZM189 86H190V85H189ZM194 86H193V88H192V86L189 87V89H190V91H189L190 93H189V94L186 92V90H187V89H185L186 86H185L184 88H181L180 86H179L180 88H179L178 86H177V87H178V89H181V90L185 89L186 95H184V96L187 97V94H188V96H189L188 98H189L191 101H190V100H186V99H188V98H186V97H185V99H183L184 97H183V98L181 97V94L184 93V91H183V92L181 91V94H180V98H182L183 101L186 100V102H185L186 104L189 103V102H191L190 104H192V102L194 101V102H193V103H194L193 105H195V106H199V105H201V104H200L201 102H203V101H206V102H207V100L210 98V95H208L209 92L206 90V88L204 89V90H206V92H204V90H203V91L201 90L202 88H199V89H198L197 86H195V87H194ZM211 86H213V83H211V85L209 84L208 87L210 88ZM11 87H12V88H11ZM13 87H14V88H13ZM34 87H35V88H34ZM86 87H87V86H86ZM118 87H119V88H118ZM137 87H138L139 89H136ZM187 87H188V86H187ZM196 87H197V88H196ZM206 87H207V86H206ZM208 87H207V89H208ZM194 88H195V89H194ZM203 88H204V87H203ZM5 89H6V90H5ZM13 89H14V91H12ZM38 89H39V90H38ZM77 89H78V90H77ZM151 89H152V90H151ZM162 89L164 90V88H162ZM192 89H193L194 91H192ZM196 89H197V90H196ZM18 90H19V89H18ZM18 90H17V93H19ZM88 90H92L94 93L91 92V91H90L91 93H89ZM102 90H103V91H102ZM120 90H121V91H120ZM198 90H200V92H199ZM0 91H1V90H0ZM7 91H8V90H7ZM11 91H12V92H11ZM29 91H30V93H29ZM37 91H38V92H37ZM41 91H42V92H41ZM46 91H47V88H46ZM46 91L44 90V92H43V96L46 95V94L44 95V93H46ZM127 91H128V90H127ZM144 91H145V92H144ZM187 91H188V90H187ZM209 91H211V89H210ZM33 92H34V93H33ZM40 92H41V93H40ZM69 92H70V91H69ZM80 92H79V93H80ZM113 92H114V93H113ZM121 92H122L123 94H122ZM133 92H134V93L137 92V93L134 94ZM149 92H150V93H149ZM193 92H194V93H193ZM212 92H213V91H212ZM212 92L210 93L211 95H212ZM1 93H2V92H1ZM6 93H7V92H6ZM6 93H5V94H6ZM17 93H16V96H15L16 98H17V95H18ZM20 93H19V94H20ZM28 93H29V94H28ZM37 93H39V94H37ZM92 93H93V94H92ZM103 93H104V94H103ZM142 93H143V94H142ZM148 93H149V94H148ZM154 93H155V94H154ZM163 93H164V92H162V94H163ZM166 93H168V92L166 91ZM166 93H164V94L167 95ZM198 93H199V94H198ZM30 94H31V95H30ZM68 94H67V95H68ZM118 94H119V95H118ZM124 94H127V95H124ZM140 94H141V95H140ZM144 94H145V95H144ZM162 94H161V95H162ZM164 94H163V95H164ZM184 94H185V93H184ZM190 94H192V95H191V98H190ZM193 94H194V95H193ZM197 94H198V95H197ZM22 95H23V96H22ZM32 95H33V96H32ZM92 95H93V96H92ZM101 95H102V96H101ZM120 95H121V96H120ZM133 95H135V96L132 97ZM143 95H144V96H143ZM163 95H162V96H163ZM165 95H164V96H165ZM200 95H201V96H200ZM2 96H6V95H2ZM2 96H0V97H1V98H0V100H1V106H0V120H1L2 118H3V119L5 118V120H6V119H7V118H6V114H7V113L4 114L3 112H4V111L7 112V110H4V104H3L4 102H3V100H5V98H2ZM9 96H11V95H9ZM9 96H8V98H9ZM19 96H20V95H19ZM19 96H18L19 99H15V100H17L18 102H19V100H20V97H19ZM31 96H32V97H31ZM37 96H39V98H38ZM72 96H71V97H72ZM75 96H74V98H77V97H75ZM91 96H92V98L95 96V99H94V98L92 99ZM142 96H143L144 98H143ZM145 96H147V97H149V98H147V97H145ZM162 96H160V97H161L160 100H163V98H165L164 96H163V98H162ZM15 97H14V98H15ZM96 97H97V98H96ZM114 97H115V98L117 97V98H116V101H117V102L115 101V102H116V105H113L114 102L112 103ZM193 97H194V98H193ZM196 97H197V98H196ZM12 98H13V97H12ZM72 98H73V97H72ZM89 98H90V99H89ZM135 98H136V99H135ZM178 98H179V96H178ZM192 98L194 99L193 101H192ZM2 99H3V100H2ZM97 99H98V100H97ZM119 99H120V100H119ZM144 99H146V100H144ZM203 99H204V100H203ZM10 100H11V103L14 102V99L12 100V99L10 98ZM21 100H22V99H21ZM24 100H22L21 102H23ZM32 100H33V101H32ZM114 100H115V99H114ZM133 100H134V101H133ZM152 100H153V99H152ZM179 100H180V99H179ZM5 101H7V97H6V100H5ZM12 101H13V102H12ZM31 101H32V103H31ZM146 101H147V102H146ZM155 101H156V100H155ZM187 101H189V102H187ZM7 102H10L9 99H8ZM15 102H16V101H15ZM15 102H14V103H15ZM18 102H16V103H18ZM21 102H20V104H21ZM73 102H74V103H73ZM121 102H122V103H121ZM143 102H144V103H143ZM149 102H150V100H149ZM177 102L179 103L178 99H177ZM16 103H15V104H16ZM77 103H78L79 105H78ZM150 103H151V102H150ZM152 103H155L154 100H153ZM156 103H157V102H156ZM180 103H181V102H180ZM180 103H179V104H180ZM182 103H184V102H182ZM182 103H181V105L183 106ZM195 103H198V104H195ZM203 103H205V102H203ZM5 104H6V105H5V108H6V107L8 108L7 105H9L10 103H9V104L5 103ZM76 104H77L78 106H76ZM142 104H143V105H142ZM2 105H3V107H2ZM105 105H106V106H105ZM112 105L114 106L113 108L111 107ZM149 105H150V104H149ZM187 105H188V104H187ZM67 106H68V107H67ZM145 106H146V105H145ZM147 106H148V105H147ZM184 106H185V105H184ZM138 107H139V108H138ZM189 107H191V106H189ZM193 107H194V106H193ZM1 108H2L3 110H2ZM26 108H27V109H26ZM80 108H78L77 110L79 111ZM95 108H96V109H95ZM145 108H146V107H145ZM182 108H183V107H182ZM32 109H33V111H32ZM114 109H115V113H116V114H113L114 111L112 112V110H114ZM137 109H138V110H137ZM184 109H185V111H186V110H187V111H188V110L191 111L190 108L188 109V108H186V106L184 107ZM1 110H2V111H1ZM94 110H96V113L94 112L96 115L94 114V116H97L98 118H97V117L94 118V116H93V114H92ZM36 111H37V112H36ZM62 111H61V113H62ZM71 111H72V112H71ZM82 111H84V113L86 112L85 110H81V111H79V113H81V115L83 114ZM34 112H35V113H34ZM66 112H67V113H66ZM160 112H164V111L162 110V111H160ZM165 112H166V111H165ZM61 113H59V114H61ZM79 113L76 115V117L81 116V115H79ZM88 113L86 112V114H88ZM138 113H139V112H138ZM154 113H155V111H154ZM157 113H158V114L155 115V117L152 116L153 119H155V120L153 121V122H155V123H153V124L155 125V127H152L153 130H151L150 127H148V125H149L150 123H152L151 121L153 120V119H151L152 117L150 118L151 115L148 116V118L151 120V121L148 120V121H149V124L146 125V126L144 125V128L142 127V126H143V125H142V126L140 127L141 129L139 128L140 131L136 130V131H138V132H136V133L141 132V133L139 134L140 136L137 135V136H139L138 139H137V136L135 137V139H137V142H135V143L137 144V146H136V144H134L135 147H137V148L135 149V151H137V149L140 150V154H139V156L141 155V153H143V155H144V154L146 155V154H148V153H151V151H154V150H155V147H156V146L154 147V145H155V144H154V145L152 146V148H154V150H151V145H152V143H153V141L151 142V138H152V140L155 141L154 138H156V137L153 138L154 134H153V135L151 134L152 136L149 135L150 132H149V131L147 132V130L155 131L154 129H157L156 126L158 127V125H160V126L158 127V129H157V130H159V129H160V130H159V131L156 130V131H155V132H156L155 135L157 136V138H156L157 140H158L159 136H161V135L163 136V137H162L163 139H159V141H158L156 144H158V143L160 142V143L162 144L163 147H161V146H160L161 144L159 143L160 145H159V147H158V149H159L158 151L163 150V148L166 147V145H167L166 143H167V141H168L167 139H170V138H171L170 135L173 136L174 138H176V134H173V133H172L173 135L170 134L171 131H172V128L175 126V125H174L175 122H174V123L171 122L173 118H170V119H171V121H170V119H168L169 117H165L166 114H167V116H168V112H166L165 115L162 114V113L159 114V111H158ZM34 114H35V115H34ZM73 114H71V115H73ZM86 114H85V115H86ZM133 114H134V116H133ZM135 114H136V115H135ZM141 114H142V113H141ZM3 115H5V116H3ZM62 115H61V116H62ZM78 115H79V116H78ZM83 115H84V114H83ZM114 115H115V116H114ZM118 115H119V116H118ZM152 115H154V114H152ZM163 115H164V118H162ZM170 115H171V114H170ZM86 116H88V115H86ZM90 116H91V117H90ZM156 116H158V117H156ZM171 116H172V115H171ZM27 117H28V118H27ZM35 117H36V116H35ZM58 117H59V116H56V119H59ZM72 117H73V116H72ZM83 117L85 118V116H83ZM83 117L81 116V118H83ZM113 117H114V121H111V122H110L109 120H111V119L113 120ZM115 117H116V119H115ZM131 117H132V118H131ZM159 117H161V118H159ZM173 117L175 118V120H176L177 118H178V119L180 118L179 116H176V115H174ZM176 117H177V118H176ZM182 117H183V116H181V118H182ZM26 118H27V121H28V122L26 121ZM79 118H80V117H79ZM86 118H87V117H86ZM88 118H87V119H88ZM96 118H97V120H96ZM137 118H139V116H137ZM24 119H25V121H24ZM94 119H95L96 123H95ZM178 119H177L176 121H178L179 123H175V124H180L181 121L178 120ZM183 119H184V118H183ZM183 119H182V120H183ZM15 120H16V121H15ZM62 120H64V121H62ZM73 120H74V121H73ZM158 120H159L160 122H159ZM161 120H162V121H161ZM167 120H168V121H167ZM175 120L173 119V121H175ZM55 121H56V120H55ZM80 121H82V119L79 120V123H80ZM92 121H93V122H92ZM130 121H132V122H130ZM166 121H167L168 123H167ZM169 121H170V122L172 123V125H174V126L170 125L171 128H170V127L166 128V127L168 126V125H166V123L169 124ZM58 122H56V123H58ZM70 122H71V123H70ZM109 122H110V124H111V123H112V124L110 125ZM53 123H54V122H53ZM87 123H88V124H87ZM156 123H157L158 125H157ZM181 123H182V122H181ZM73 124H75V125L77 124V128H75L76 126L73 125ZM19 125H20V124H19ZM83 125H84V126H83ZM126 125H127V126H126ZM130 125H131V124H130ZM154 125H152V126H154ZM163 125H164V126H163ZM65 126H66V127H65ZM74 126H75V127H74ZM89 126H90V125H89ZM262 126H263V125H262ZM73 127H74L75 129H74ZM145 127H147V129H146ZM162 127H164V128H162ZM6 128H5V130H7ZM68 128H69V129H68ZM87 128H88L89 130H88ZM142 128L145 129L144 134H143V129H142ZM161 128H162L163 130H164L165 128H166V129H169V130L171 129L170 131L167 130L168 132H170L169 135H168V132H165L166 130L164 131V134L166 133L165 136L168 135V136H167L168 138L166 137V139H165V140H167V141L164 140L165 136L163 135V133L161 134V132H162V131H161V130H162ZM0 129H2V128L0 127ZM53 129H54V128H53ZM85 129H87V130H85ZM2 130H4V129H2ZM5 130H4L3 132H5ZM76 130H75V131H76ZM79 130H78V131H79ZM121 130H122V131H121ZM141 130H142V131H141ZM53 131H54V130H52V127H51V131H50V133H52ZM87 131H88V132H87ZM89 131H90V132H89ZM92 131H94V132L92 133ZM114 131H113V133H114ZM3 132H2V133H3ZM83 132H84V133H83ZM110 132H111V133H110ZM145 132H146V133H145ZM155 132H154V133H155ZM6 133H5V135H6ZM50 133H49V135H51ZM70 133H71V134L73 133V134L70 135ZM106 133H107L108 135H107ZM115 133H116V134H115ZM115 133H114L115 135H118V134H117V131H116ZM125 133H127V132H125ZM52 134H53V133H52ZM58 134H59V135H58ZM79 134H80V135H79ZM157 134H159V135H157ZM0 135H1V134H0ZM2 135H3V134H2ZM60 135H61V136H60ZM67 135H68V136H67ZM69 135H70L72 138H70ZM112 135H113V134H112ZM115 135H114V137H115ZM121 135L123 136L124 134H120V135H118V136H120V138H118V137H115L116 139H115L114 137H113V138H114L115 140H117V138H118V140L123 139L124 142H125V140L127 141L128 139H130V138L126 137V136L129 135V133L126 134V136H125L126 138H125V139H124V137L121 138V137H122ZM148 135H149V136H148ZM51 136H52V135H51ZM57 136H58V137H57ZM62 136L65 137L66 140H65ZM85 136H86V137H85ZM131 136H132V135H131ZM150 136H151V137H150ZM178 136H179V135H178ZM16 137H17V138H16ZM61 137H62V138H61ZM103 137H104V138H103ZM18 138H19V140H18ZM49 138H50V137H49ZM68 138H70L71 140L68 139ZM113 138H112V139H113ZM160 138H161V137H160ZM174 138H171V139H174ZM11 139H9V140L11 141ZM14 139H13V140H14ZM78 139H79V140H78ZM114 139L111 140V141H108V142H110L111 144H113ZM132 139H133V138H132ZM176 139H179V137H177ZM0 140L2 141V137L0 138ZM7 140H6V141H7ZM53 140H55V141H53ZM67 140H70V141H69L70 144H71L72 141L75 142V143H78V144H76V147H78V148H76L75 151H74L73 149L75 148V145H73V148L71 147L72 150H70V149L68 148L69 145L67 144ZM77 140H78V142H77ZM80 140H81V141H80ZM82 140H83V141H82ZM138 140H139V141H138ZM157 140H156V141H157ZM161 140H164V141L161 142ZM56 141H57L58 143H57ZM60 141H61V142H60ZM112 141H113V142H112ZM131 141H134V139L131 140ZM131 141L129 140V142H131ZM156 141H155V142H156ZM73 142H72V144H73ZM79 142L81 143L82 148H80V144H79ZM99 142H100V143H99ZM108 142H107V143H108ZM4 143H5V144H4ZM59 143H60L61 145H60ZM62 143H63V144H62ZM64 143L67 144L68 146L65 145ZM110 143H109V144H110ZM118 143H119V141H118ZM131 143H132V142H131ZM133 143H134V142H133ZM149 143H151L150 146H149ZM16 144H17V143H16ZM19 144H20V146H19ZM54 144H56V145H58V146H56V145H54ZM126 144H127V142H126ZM138 144H139V145H138ZM12 145H13V146H12ZM22 145H23V144H22ZM46 145H47V146H46ZM63 145L65 146V148L63 147ZM78 145H79V146H78ZM83 145H84V146H83ZM14 146H16L17 149H16V147H14ZM18 146H19V148H18ZM103 146H104V147H103ZM13 147H14L15 149H14ZM56 147H59V149H60V147H61V149H60V150H61V154H60V150H57L58 152L56 151V153H55V158H54V152H53V153H51V152H52V150H53L54 148H55V149H58V148H56ZM66 147H67V148H66ZM69 147H70V146H69ZM149 147H150V148H149ZM160 147H161L162 149H160ZM4 148H5V147H4ZM36 148H35V150H36ZM41 148H39V149H41ZM79 148H80V150H78ZM83 148H85V149H83ZM100 148H101V149H100ZM31 149L34 151V154H35V155L32 153L33 155L31 156V154H30V153H31V152H30ZM55 149H54V150H55ZM81 149H82V150H81ZM5 150L8 152L7 149H5ZM23 150H24V149H23ZM25 150H24V151H25ZM42 150H40V151L37 150V151H39L38 154H40L41 152H43ZM102 150H103V151H102ZM106 150H105V151H106ZM108 150H109V149H108ZM139 150H138V151H139ZM146 150H148V153H144ZM156 150H157V148H156ZM16 151H17V152H16ZM18 151H19V152H18ZM48 151L51 153V155L53 156L54 159L49 158V157H50V153H48ZM70 151H71V152H70ZM73 151H74V153H73ZM76 151H78L79 153H76ZM81 151H82L83 153H81ZM21 152L23 153L22 156H21V154H19V153H21ZM29 152H30V153H29ZM65 152H66V157H65ZM98 152H99V153H98ZM106 152L109 153L108 151H106ZM106 152H105V154H106ZM110 152H111V151H110ZM146 152H147V151H146ZM9 153H8V154H9ZM44 153H42V154H44ZM68 153H70V154H68ZM72 153H73L74 155L76 154V156L74 157V155H73ZM103 153H102V154H103ZM111 153H113V156L110 154V157H113V159H114V158H115L114 155H116V154H115V152H113V151H112ZM134 153H135V152H134ZM136 153H138V152H136ZM17 154H19V156H21V157L18 158ZM56 154H57V155H56ZM62 154H63V155H62ZM79 154H80V155H79ZM81 154H82V155H81ZM105 154H103V156H102V157L100 156L99 158L102 159V160H104V159H108L109 156H108V155L105 156ZM261 154H262V152H261ZM24 155H25V157H24ZM68 155H70V156L68 157ZM259 155H260V154H259ZM263 155H264V152H263ZM263 155H262V158H261V156H259V158H260V160L263 159V162H264V157H263ZM16 156H17L18 159L16 158ZM43 156H42V157H43ZM52 156H51V157H52ZM61 156H63V157H61ZM22 157H24V158L22 159ZM80 157H81V158H80ZM103 157H106V158H103ZM14 158H15L16 160H15ZM25 158H26V159H25ZM30 158H31V159H30ZM46 158H45V159H46ZM72 158H73V159H72ZM91 158H92V159H91ZM40 159H41V158H39L38 160H40ZM49 159H51V160H49ZM71 159H72V160H71ZM96 159H98V158H96ZM100 159H99V161H102V160H100ZM111 159H112V158H111ZM113 159H112V161L115 162ZM7 160H8V159H7ZM14 160H15V161H14ZM19 160H20V162H19ZM30 160H32L33 162L30 161ZM38 160H36V161L38 162ZM43 160H44V157H43ZM67 160H68V161H67ZM73 160H74V162H73ZM84 160H86V161H84ZM41 161H42V160H41ZM44 161H45V160H44ZM91 161H90V162H91ZM109 161H110V160H109ZM17 162H18V163H17ZM31 162H32V163H31ZM113 162H112V164H114ZM38 163H39V162H38ZM40 163H42V162H40ZM43 163H46V162H43ZM70 163H71V164H70ZM72 163H73V164H72ZM82 163L85 164V167H86L87 170L85 169V167H84V165H83ZM109 163H111V161H110ZM233 163H234V164H233ZM9 164H8V165H9ZM66 164H67V165H66ZM76 164H77V165H76ZM90 164H92V165L94 166L95 163H90ZM100 164H101V163H100ZM100 164H99V165H100ZM112 164H110V166H111ZM115 164H116V162H115ZM231 164H232V166L230 165V169H231V167L233 168V166H234L235 164H236L235 166L237 167V162L235 163L234 160L232 161ZM10 165H9V167H10ZM22 165H23V166H22ZM26 165H27L28 168L26 167ZM46 165H45V166H46ZM92 165H91V166H92ZM99 165H98V166H99ZM31 166H30V168H31ZM38 166H39V165L36 164V169L38 168ZM50 166H51V167H50ZM93 166L90 167V170H92V168H94ZM95 166L97 167V165H95ZM102 166H103V164H102ZM11 167H10V168H11ZM22 167H23V169H22ZM34 167H33V168H34ZM83 167H84V168H83ZM96 167H95L96 170L100 169V168L97 169ZM114 167H115V166H114ZM33 168L31 169L32 171H30V169H29V172H27V173L30 174V176H33V174L31 175V173L34 172V171H33V170H34ZM68 168H69V169H68ZM105 168H107V167H105ZM108 168H109V167H108ZM110 168H111V167H110ZM234 168H235V167H234ZM234 168H233V170L231 169V170H229V171H234V173H235L237 170H236V169L234 170ZM263 168H264V167H263ZM263 168L260 170V171H261V174H262V172H263ZM111 169H112V170L114 169L113 166H112ZM117 169H118V170H117ZM128 169H129V168H128ZM13 170H14V169H13ZM17 170H14V171H17ZM72 170H73V171H72ZM82 170H83V172H82ZM112 170H110V171H112ZM114 170H115V169H114ZM119 170H120V168L116 167V170H115V171H119ZM25 171H26V172H25ZM36 171H37V170H36ZM79 171H80V172H79ZM102 171H103V170H102ZM115 171H112V172H113V175H114V173H115L116 176H117L119 173L117 174ZM122 171H123V170H122ZM122 171H121V172H122ZM229 171H228V172H229ZM30 172H31V173H30ZM68 172H69V173H68ZM77 172H78L79 174H78ZM89 172H90V171H89ZM93 172H94V171H93ZM104 172H105V169H104ZM107 172H108V171H107ZM119 172H120V171H119ZM132 172H133V173H132ZM228 172H227V174L230 173V172H229V173H228ZM21 173H22V174H21ZM49 173H50L51 175H48ZM72 173H73V174H72ZM76 173H77L78 175H77ZM81 173H82V174H81ZM95 173L97 174L96 171H95ZM95 173H94L93 175H96ZM131 173H132V174H131ZM234 173H233V175H234ZM29 174H28V175H29ZM34 174H36V172H35ZM106 174H107V173H106ZM106 174H104L105 177H106ZM123 174H124V173H123ZM231 174H232V173H231ZM231 174L228 175V178L231 176ZM263 174H264V172H263ZM23 175H24V174H23ZM75 175H76V176H75ZM79 175H80V176H79ZM81 175H82V176H81ZM87 175H88V176H87ZM89 175H90V176H89ZM113 175H112V176H113ZM131 175H132V176H131ZM235 175H237V172H236ZM24 176H25V175H24ZM30 176H29V177H30ZM35 176H36V175H35ZM35 176H34V177H35ZM70 176H71V177H70ZM73 176H75V177H73ZM77 176H78V177H77ZM83 176H84V177H83ZM96 176H97V175H96ZM226 176H227V175H226ZM26 177H28V176H26ZM50 177H51V179H50ZM81 177H82L83 179H82ZM103 177H104V176H103ZM123 177H124V178H123ZM233 177H234V176H233ZM235 177H236V176H235ZM235 177H234V178H235ZM36 178H39V177H36ZM45 178H44V179H45ZM70 178H71V179H70ZM79 178H80V181H81V182L78 180ZM90 178H91V177H90ZM90 178H89V179H90ZM98 178H99L100 180H99ZM216 178H218V176H217ZM236 178H237V177H236ZM260 178L262 179L263 177L260 176ZM26 179H27V178H26ZM31 179H32V177H31ZM39 179H40V178H39ZM42 179H43V178H42ZM67 179H68V180H67ZM74 179H75V180H74ZM123 179H124V180H123ZM224 179H225V177H224ZM224 179H223V181H224ZM230 179L233 180L232 178H230ZM32 180H36V179L34 178V179H32ZM32 180H31V181H32ZM37 180H38V179H37ZM76 180H77V181H76ZM93 180H94V179L91 178V181H93ZM119 180H120L121 182H120ZM122 180H123V181H122ZM217 180H218V181L220 180V176H219V179H217ZM231 180H230V181H231ZM38 181H39V180H38ZM58 181H59V182H58ZM100 181H101V183H100ZM225 181H226V184H228V183L230 182V181L227 179V177H226ZM225 181H224V183H225ZM228 181H229V182H228ZM236 181H237V179H236L235 181L233 180V186L230 185V186H228L229 188L226 186V184L224 185V187H226V188H224V190L227 192L228 190H226V189L228 188V189H230V191H228L227 193H225V191H224L223 193H224L225 196L227 197L226 194H229V192H231V193H230V196H231L230 199H233V200H234V197L237 196V195H242L243 197H245V196H246V190H247V189L250 190V188L248 187V188H243V190L239 189V190H240V192H239L238 189L235 188V187H237L236 184H235ZM29 182H30V180H29V178H28V183H29ZM82 182H83V183H82ZM94 182H96V180H95ZM94 182H93V184L95 185ZM122 182H123V183H122ZM227 182H228V183H227ZM31 183H32V182H31ZM37 183H39V182H37ZM52 183H53V184H52ZM89 183H90V181H89ZM104 183H105V184H104ZM107 183H108L109 185H111L110 187H112V189L114 188L112 191H110L111 188H108L109 185H108ZM111 183H112V184H111ZM114 183H115V184H114ZM221 183H223V182L221 181ZM224 183H223V184H224ZM230 183L232 184V181H231ZM51 184H52V185H51ZM71 184H72V185H71ZM39 185H40V186H39ZM43 185H44V186H43ZM50 185H51V186H50ZM82 185H83V186H82ZM102 185L105 186V187H102ZM106 185H107L108 187H107ZM228 185H229V184H228ZM254 185H255V184H254ZM254 185H253L252 187H253V189H256V186H254ZM25 186H24V187H25ZM117 186H118V187H117ZM231 186L234 187V189H232ZM66 187H68V188H66ZM93 187H94V189H93ZM99 187L102 188V189L100 190ZM254 187H255V188H254ZM82 188H83V189H82ZM85 188H86V189H85ZM96 188H97V189H96ZM237 188H238V187H237ZM27 189H26V190H27ZM77 189H78V190H77ZM81 189H82V190H81ZM106 189H107V190H106ZM20 190H22L23 193L20 192ZM103 190L106 191V192H104ZM231 190H232V191H231ZM77 191H79V192L81 191L80 194H82V195H81L82 197H78V198H76V197H77V193H78ZM84 191H85V192H84ZM13 192H14V193H13ZM72 192H73V193H72ZM132 192H133V194H132ZM234 192H235V193H234ZM236 192H237V194H236ZM75 193H76V194H75ZM84 193H85V194H84ZM238 193H239V194H238ZM240 193H241V194H240ZM74 194H75L76 197H74ZM224 194H223V195H224ZM18 195H19V194H18ZM134 195H135V196H134ZM221 195H222V194H221ZM54 196H55V197H54ZM59 196L62 197V198H60ZM78 196H79V195H78ZM86 196H87V197H86ZM92 196H93V197H92ZM95 196H96V197H95ZM106 196H107V197H106ZM110 196H111V197H110ZM133 196H134V197H133ZM225 196H224V197H225ZM230 196L228 195V197H230ZM11 197H12V198H11ZM72 197L75 198V199H73ZM89 197L92 198V201H91V198H89ZM94 197L96 198L95 200H94ZM212 197H213L214 201H216V198H217V197H215V198H214V196H212ZM212 197H211V200H213ZM218 197H219V195H218ZM220 197H222V196H220ZM220 197H219V198H220ZM7 198H8V199H7ZM13 198H14V199H13ZM44 198H45V199H44ZM49 198H50V200H51V198H52V200H51L50 203H49V200H47V199H49ZM69 198H70V199H69ZM81 198L83 199V202H82V199H81ZM87 198H89L90 201H89ZM6 199H7L8 201H7ZM53 199H54V200H53ZM79 199H80L81 202L79 201ZM86 199H87L89 202H88ZM209 199H210V198H209ZM5 200L7 201L6 203H4ZM46 200H47V201H46ZM60 200H61V201H60ZM93 200H94V201H93ZM110 200H111V201H110ZM211 200H210V201H211ZM217 200H218V199H217ZM245 200H246V199H245ZM18 201H19V200H18ZM59 201H60V202H59ZM76 201H77V202H76ZM108 201H109V202H108ZM137 201L140 203V205H139V203H138ZM43 202H44V203H43ZM45 202H46V203L48 202L47 205H46ZM52 202H54V203L52 204ZM90 202H94V203L96 202V204L99 203L101 206H100L99 204H97V205H99L100 207L97 206V205H94V204H93V206H94L95 208L89 209V207H90L89 205L92 204V203H90ZM110 202H111V203H110ZM141 202H142V201H141ZM208 202H209V200L205 202V206L207 205ZM239 202H240V203H238L237 207H240V206H241V202H242V201H239ZM16 203L18 204L19 202H16ZM117 203H118V204H117ZM210 203H212V204L215 205V207H216V204H214V203H216V202L213 203V201H212V202H210ZM210 203H209V206H212ZM38 204H39V206L41 205V207H39V209L37 208V205H38ZM80 204H81V205H80ZM109 204H110V205H109ZM242 204H243V202H242ZM42 205H44V206H42ZM45 205L48 206V207H45ZM59 205H60V206H59ZM106 205H108L109 207H108V206L106 207ZM118 205H120V206H118ZM4 206H3V209L5 208ZM50 206H51V208H53L54 206H55V208H58V209L53 208V210H57V212H58V214H56L57 212H55V214H56L55 218L53 217V216L55 215L54 212H53V210H51L52 212L48 211V209H50ZM91 206H92V205H91ZM8 207H6V208H8ZM44 207H45V209H40V208H44ZM84 207H85V208H84ZM97 207L100 208V209H98V211L100 210L101 212L104 211V209H106V210L108 209V210L106 211V213L110 211V214H109L110 216H109L108 214H107L108 216H106V218L110 217V218H108V219H111V217H112L111 221H110V220L108 221V222H110V223L107 222L108 219H105L106 222L104 221V222L107 223V224H105L103 221H100V220H102V217H101V216H104L103 213H101L102 215L100 214V215H101V216H100L101 218H99V217L97 218V216H99L98 213L95 212ZM112 207H113V208H112ZM119 207H120V208H119ZM144 207H145V208H144ZM6 208H5V209H6ZM90 208H91V207H90ZM109 208H110V210H109ZM116 208H118V209H116ZM207 208H208V205H207ZM207 208L205 207V210H206ZM213 208H214V207H212L210 210H209V208H208L207 211H208L209 213H210L211 211H213V214L216 213L215 210L217 211L218 208H215V210H212ZM113 209H114L115 211H117L118 214H114V212L112 211ZM37 210H36V212H37ZM92 210H95V211H94V212H95V213H94V214H95L94 217H96L95 220H96V219L99 220V221H98V222H100L99 224L97 223V221H96V223L94 222L95 220H94L93 217H92V216L94 215L93 212H91ZM119 210H120V211H119ZM34 211H35V210H34ZM86 211H87V212H86ZM100 211H99V213H100ZM31 212H32V211H31ZM90 212H91V213H90ZM104 212H105V211H104ZM117 212H116V213H117ZM119 212H120V213H119ZM130 212H131V213H130ZM217 212H220V210L217 211ZM233 212H234V210H233L232 213H230V214H225V215H227V217L224 216V215L221 216V215H219V214L216 213L215 215H213V218L211 217L210 220H209V223H208V224H209L210 226H209V225L206 226V224H205V228L208 227V229H206V230H208V231H205V229H203V230H204L206 233H207V232H208V233H207V234L204 233L203 236L206 234L204 239L206 240V238H208V239H207L208 243H209V239H212V238H213V239H215V240L212 239V240H210V242H212V244L215 243V245H219V246H221V248H222V247H223L228 241L231 242V239H230V238H232V237H230V236H232V235H231L232 230H230V228L228 229V226H227L228 223H227V222L229 221V218L231 217V214H233ZM42 213H43V214H42ZM88 213H89V214H88ZM106 213H105V215H106ZM4 214H5V215H4ZM31 214H34V213H31ZM31 214H30V212H29V215H31ZM45 214H46V215H45ZM91 214H92V216H91ZM220 214H222V212H221ZM2 215H1V216H2ZM41 215H42V216H41ZM43 215H44V216H43ZM47 215H48V218L50 217V215L52 216V218H54V219H51V218L48 219V218H47V220H48V224H47L46 222H44V221H46V220H44V218H46ZM88 215H89V216H88ZM233 215H234V214H233ZM233 215H232V218H233V217H236V218H237L236 215H235V216H233ZM3 216H2V217H3ZM32 216H33V215H32ZM32 216H30V217H32ZM67 216H68V218H67ZM85 216H87V217H85ZM214 216H219V217L216 218V217H214ZM228 216H230V217L228 218ZM40 217H41V218H40ZM90 217H91V219H93V222H92V223H94V224H92V229H89V227L91 228V226H90V224H91V219H89L90 221L88 220V218H90ZM117 217H118V218H117ZM128 217H125V218H128ZM223 217H224V218H223ZM225 217L228 218V219H225ZM103 218H105V217H103ZM121 218H123V217L121 216ZM236 218H235V219H236ZM212 219H213V222H211V224H212V225H211V224H210V221H211ZM215 219H216V220H215ZM218 219L220 220V224H221L224 220H226V221L228 220V221L225 222V223L223 222L225 225L222 223V225H223V229H222V226H221V227L219 226V221H218ZM222 219H224V220L222 221ZM1 220H2V221H1ZM33 220H34V221H33ZM73 220L78 221V222H79V225H81V226H76V227L73 226V227H71L70 225H67V224H71V225H72L73 223H75V221H74L73 223H70V222H72ZM85 220H86V221H85ZM118 220H119V221H118ZM123 220H124V218H123ZM125 220H126V219H125ZM116 221H117V222H116ZM216 221H217V222H216ZM232 221H234V220H232ZM232 221H230L228 225H230V224H234V223H232ZM81 222H82V223H81ZM112 222H113V223H112ZM114 222H115V224H114ZM40 223H41V225L44 224V228H43V227H39V228H37L38 225H39ZM45 223H46L47 225H45ZM84 223H85V224H84ZM86 223H87V224H86ZM116 223H117V224H116ZM35 224H38V225L35 226ZM82 224L85 225V226L83 227L84 229H82ZM102 224H103V226H102ZM104 224H105V225H104ZM188 224H189V222L186 223V224L184 223L183 225H184V227H187V226H189ZM4 225H5L6 227H3ZM75 225H78V223H76ZM87 225H88V226H87ZM111 225H112V226H111ZM185 225H187V226H185ZM216 225H217V226H216ZM39 226H40V225H39ZM48 226H49V227H48ZM67 226H68V228H67ZM110 226H111V227H110ZM218 226H219V228H218ZM224 226L226 227L225 229H224ZM2 227H3V230L1 229ZM79 227H80V229H77V228H79ZM87 227H88V228H87ZM94 227L97 229L98 232H97L96 230H94V229H95ZM114 227H115V228H114ZM40 228H41V230H45V229H46V231H45V232H42L41 230H38V229H40ZM42 228H43V229H42ZM47 228H48V229H47ZM49 228H50V230H51L52 232L49 230ZM51 228H52V229H51ZM69 228H70V229H69ZM71 228L74 230V232H72L73 230H72ZM75 228H76V229H75ZM85 228H86V229H85ZM111 228H112V230H111ZM116 228H117V229H116ZM210 228H211V229H210ZM216 229H217V231L215 232ZM226 229H228V230H226ZM47 230H48V231H47ZM59 230H60V231H59ZM88 230H89V231H88ZM209 230H210V231H209ZM223 230H226V231L223 233ZM49 231H50V232H49ZM56 231H57V232H56ZM68 231H69L70 233H68ZM104 231H105L106 233H105V234H101V233L104 232ZM111 231H112V232H111ZM204 231H203V232H204ZM47 232L51 233V234H50L51 236H50ZM65 232H66V233H65ZM80 232L85 233V235H84V234L80 235ZM226 232H227V233H226ZM56 233H57L58 235H56ZM67 233H68V234H67ZM74 233H75V234H74ZM86 233H87L88 235H89V234H90V235L92 234V235H91V239H90V235L88 236L89 238H87V239H88V240L90 239L88 242H86V241H87V239H86V235H87V234H86ZM97 233H98V234H97ZM215 233H216V236H215ZM228 233L230 234V236H227ZM6 234H7V235H6ZM100 234H101V236L104 235V236H103L104 238L101 237V236H99ZM106 234H108V235H106ZM112 234H113V235H112ZM225 234H226L227 237H225ZM229 234H228V235H229ZM14 235H15V236H14ZM31 235H32V236H31ZM45 235H46L47 237H46ZM55 235H56L57 237H56ZM69 235H71L72 237H70ZM73 235H75V236H73ZM109 235H110V236H109ZM208 235H210V236L212 235V236L210 237V236H208ZM219 235H220V237H217V236H219ZM49 236H50V238H52L51 240H55V241L58 240L59 244H58V242H56V243L54 244V246H55L54 248H52V249L49 248V252H50V253H49V256H48V248H46L47 245L43 244L44 242H42V241H44V240H42L41 238L45 239V243H46V241H49V240H50ZM53 236H54V237H53ZM80 236H84L85 239L83 238V241H82V237L80 238ZM95 236H96V237H95ZM206 236H207V237H206ZM213 236H214V237H213ZM12 237H13V238H12ZM21 237H22V238H21ZM29 237H30V238H29ZM33 237H34V238H33ZM37 237H39V238H37ZM40 237H41V238H40ZM76 237H77V239H76ZM99 237L102 238V239L100 238V243H99ZM229 237H230V238H229ZM24 238H25V239H26V238H27V239L29 238L30 240H27V239L24 240ZM47 238H48V239H47ZM60 238H61V239H60ZM96 238H98V242H97V239H96ZM220 238L223 239L224 243L222 242V240H221V242H220V240H219ZM227 238H229L230 240L227 239ZM233 238H235V236H233ZM22 239H23V240H22ZM40 239L42 240V241H41L42 244H41V243H40V244L38 243V242H40ZM46 239H47V240H46ZM65 239H66V240H65ZM70 239H71L72 242L70 241ZM72 239H73L75 242H74ZM225 239H226V240H225ZM78 240H79V241H78ZM84 240H86V241H84ZM105 240H106V239H105ZM205 240H203V241H205ZM227 240H228V241H227ZM17 241H18V240H17ZM26 241H27V242H26ZM28 241H29V242H28ZM36 241H37L38 244L36 243ZM61 241H62V243H60ZM77 241L79 242L78 244H79L80 248H81V246H82V248H81L82 250H80L79 247L77 248V249H79V250H77V251H79V252H77V251L75 252V251H74V250H75V249H74V245H75V243L77 244ZM90 241H91V242H90ZM93 241H94V242H93ZM95 241H96V242H95ZM106 241H107V240H106ZM187 241H189V240H187ZM187 241H184V242H183V243H185L184 246L188 248V249H187V248L184 247L183 250H185V253H187V251H189V247L192 246V245L189 246L188 244H190V243L192 244V243L195 242V241H193V240H190V243H186ZM191 241H193V242H191ZM203 241H202L201 244L205 247L204 244L207 243V242L203 243ZM213 241H214V242H213ZM217 241H218V242H217ZM5 242L7 243V245L5 244ZM22 242H23V243H26V245H23ZM73 242H74V244H73ZM89 242H90V244H89ZM92 242H93V244H92ZM53 243H54V242H53ZM82 243H83V244H82ZM87 243H88V244H87ZM217 243H218V244H217ZM62 244H63V245H62ZM64 244H65L66 246H65ZM98 244H99V245H98ZM11 245L9 246V247H10V251H11V248H12ZM19 245L21 246V248L24 247V249H21V248L19 247ZM39 245H44V247H45L46 249L44 250L42 247H41V249H40L39 247L37 248V246H39ZM57 245H59V246L57 247ZM72 245H73V247H72ZM92 245H93V247H92ZM97 245H98V246H97ZM186 245H187V246H186ZM202 245H200L201 248L203 247ZM206 245H207V244H206ZM60 246H61V247H60ZM188 246H189V247H188ZM29 247H30V248H29ZM47 247H48V246H47ZM66 247H67V249H65ZM76 247H77V245H76ZM76 247H75V248H76ZM83 247H84V250H83ZM90 247H91V248H90ZM19 248H20V249H19ZM72 248H73L74 250H73ZM85 248H86V249H85ZM92 248H94V250H93ZM218 248H220V247H218ZM15 249H16V248H15ZM37 249H39V250L37 251ZM61 249H62V250H61ZM68 249H69L70 251H71V249L74 251V252L71 251L72 254H70V255H71L70 258H69V254H68V253H69V250H68ZM21 250H22V251H21ZM55 250H56V253L54 254ZM88 250H89V251H88ZM91 250H92L95 254H93V252H92ZM214 250H215V249H214ZM6 251H7V250H6ZM8 251H9V249H8ZM13 251H14V252H13ZM35 251H36V252H35ZM45 251H46V252H45ZM67 251H68V253H67ZM99 251H100V250H99ZM99 251H98V252H99ZM209 251H210V250H209ZM16 252L19 254V256H18V254H17ZM27 252H28V254H27ZM81 252H82V253H81ZM85 252H86V254H85ZM87 252H88V253H87ZM91 252H92V253H91ZM213 252H214V251H213ZM215 252H216V251H215ZM217 252H218V250H217ZM4 253H5V254H4ZM15 253H16V256H18L20 259L17 260V258L14 257V256H15ZM66 253H67V254H66ZM188 253H189V252H188ZM209 253H210V255L212 254V257H216V254L211 253V251H210ZM13 254H14V255H13ZM26 254H27V255H26ZM51 254H52V258L50 257ZM63 254H64V255H63ZM65 254H66V255H65ZM76 254H77V255H76ZM3 255H5V256H3ZM35 255H36V256H35ZM186 255H187V254H186ZM186 255L184 254L185 257H186ZM191 255H192V253H191ZM191 255H190V253H189V254L187 255L188 258H189V256H191ZM193 255H194V254H193ZM213 255H215V256H213ZM11 256H12V257H11ZM77 256H78V257H77ZM80 256H82V257H80ZM182 256H183V255H182ZM182 256H180V257H182ZM207 256H208V253H207ZM0 257H1V256H0ZM13 257H14L15 259H12ZM35 257H37L38 260H37ZM73 257H74V258H73ZM192 257H193V256H192ZM192 257H191V259H192L191 262H192V264H194L195 262L193 263L194 260H193ZM208 257H209V256H208ZM10 258H11V260H10ZM22 258H26V259H23V262H22ZM33 258H35V259L33 260ZM182 258H183V257H182ZM182 258H181V259H182ZM188 258H183V259H184L183 262H185V259L188 260ZM210 258H211V257H210ZM99 259H100V260H99ZM179 259H180V258H179ZM179 259H178L177 261H174L173 263H166V264H175V263H177V262L179 261ZM181 259H180V260H181ZM12 260H13V262H12ZM47 260H48V261H47ZM68 260H69V261H68ZM187 260H186L185 263H183L182 260H181V264H191L190 261H187ZM189 260H190V258H189ZM196 260H197V259H196ZM1 261H0V262H1ZM15 261H16V262H15ZM20 261H21V262H20ZM38 261H39V262H38ZM46 261H47V262H50V263H46ZM197 262H198V261H197ZM178 263H179V262H178ZM179 264H180V263H179ZM195 264H196V263H195ZM197 264H198V263H197Z\"/></svg>",
    "mask_w": 264,
    "mask_h": 264
}]
</instances>
